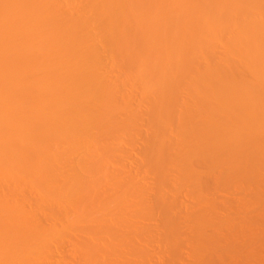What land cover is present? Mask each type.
Listing matches in <instances>:
<instances>
[{
    "label": "bare ground",
    "instance_id": "1",
    "mask_svg": "<svg viewBox=\"0 0 264 264\" xmlns=\"http://www.w3.org/2000/svg\"><path fill=\"white\" fill-rule=\"evenodd\" d=\"M67 1L68 0L64 1L65 7L62 9L61 7L63 3L61 2L62 4L60 7L59 6L60 0L59 2L57 0H0V187H2L3 184L5 185V183H7L6 181L7 178H8V182L14 181L15 183L14 184L10 182L13 185L12 184L10 185V183H8L10 186L6 184V186H3V190L1 189L0 191V264H40V258L41 260H44L46 258L45 262L46 261L50 262V260H47V258L52 259L54 257L53 251L57 253L56 250H58L56 249L52 251L51 250L52 246L53 248H55V246L58 248L63 243V241L64 243L66 242L65 243L66 245L68 241V245H70V247L68 248L69 250H67L66 247L65 251L61 250L62 253L59 252L57 253V255L62 256L63 254H66L69 257V259L66 260L68 257L64 259L63 258L61 259L60 257L56 260L55 258L59 256L55 255L56 257L54 259L56 261L53 262L52 260L54 259H52L51 260L52 264L53 263L55 264H135L136 263L138 264V262L139 264H142L147 259H150L153 255L155 256L156 253H157L156 257L158 256L160 259L158 257L157 258L155 257L156 259L152 257L153 260L161 261L162 264L163 262L165 263L167 262L166 264H177L176 262L178 261H176V259L177 260L178 258H180L179 260L182 259V257L180 256H182V252H183L182 250L184 246L182 247L181 244L183 243L185 237L186 240L188 236L190 237V235L188 234L189 231L188 232L184 231L187 227L190 228V230L192 229L194 230V228L191 229V227H195L196 231L198 232L195 233V231L193 230H192L193 233L189 232L193 236L190 237L191 238L190 240L191 241L194 240L193 244L195 247L193 246L194 248V249L192 248L193 251L190 250L191 247L190 248L188 247V246H192L191 244L192 242L190 241L191 245L185 243L187 244L186 246L187 249L184 247L185 248L184 251L187 250L189 253L190 251L194 253V258L193 257L191 258L192 260L191 263L197 261V263L200 264L201 263L200 261L202 260L203 263L204 259H201V256L202 258H204L203 255L207 254L208 252L216 250V248L214 250V246H217L216 244L220 243L219 240L220 238L219 236H217L218 234H216L219 231L218 228H222L226 226L225 221L229 220L227 219L223 221V219L225 218L220 216V212L221 214L223 213L221 210L222 207L230 205L229 206L230 209H234L235 207L239 206L238 208H241L243 212L244 208H242V206L244 205L243 207H245L248 204L250 209V204H249L250 201L246 202L248 196L247 198L242 196V195H247L249 191H247V194L243 193L241 195V199L244 197L243 200H241L239 196L238 201L237 199H235L236 201L235 200L233 201V199L231 201V199H228L227 196L228 194L230 195L229 198L231 196L233 197L232 193L228 192L230 191V188L234 187V189H236V187H238L237 189L238 191L241 189L240 192H246L243 191L242 188L245 186L244 190H247L248 188L246 184L248 183L250 184L252 182V184L254 183V185L263 183L262 185H264V168H263L264 167V99L261 100L262 97L264 98V0H167V3H169L167 6H162L163 3H160L159 6L158 5L159 3H157L156 1L154 3V0H146V1L141 0V4L138 3L136 0H132V1L128 0V2L130 1L129 3L132 5L131 7L129 6L121 7V4L120 3L117 4L116 0H89L93 4L89 6L90 3L88 2L89 3L88 4L86 2L88 0H84V2L87 3L88 5L87 4L84 5L83 2L82 6L90 7V9L88 8L89 9L88 12L91 9H93L91 7H94V9L96 10V14L98 15L99 18H97L96 15L93 18V20L95 21L97 19L99 23H97L96 21H95L96 23H94L93 20H90L91 18L90 19L88 18L89 16L86 17L85 13L87 12V9L85 11V7L84 10L80 9L83 11L81 14L78 11L79 9H77L78 15L77 14L75 15V13H73L76 12L74 8H76V6H78V4L81 3V0L80 3L79 1L77 2V0L74 3L72 1L75 0H69L71 1V3H73L72 6L75 5V3L77 4L75 5V7L73 6L74 8L71 6V3ZM194 2L198 4L195 5ZM203 2L205 4V7L203 5ZM115 4L117 5L115 6ZM191 4L194 5V8ZM208 4L210 6L208 8L209 9L211 8L210 11L209 9L206 8ZM118 5H120V8ZM79 7L80 6H78V8ZM143 7L146 8V12L144 11ZM154 7H156L158 10ZM159 8H161L160 12L162 14H158L160 13ZM221 9L227 11L224 13L223 10ZM91 11L93 12V10ZM205 11H207V13ZM211 11H213V13ZM88 12L87 15L90 14V13L88 14ZM144 12L145 14L147 13L146 16L148 20V21L143 20L144 23H142L144 25L145 30L150 31V29L151 28L153 29V27L155 28V26L158 28L160 22L161 24L167 22L166 23L168 24L167 27L170 26V28L168 27L169 29L165 28L166 30L163 29V27H165L166 24L164 26L163 25L159 26L160 28H162L160 29L162 30L161 32H164L161 35H159L158 33L159 31L157 32L155 31L156 29L155 30L153 29L155 31L154 34H156L157 36L159 35V37L155 38L156 39L155 40L150 36L149 37L150 39H148L149 42L146 43L145 41H148L146 39L148 35V34L146 35V31L143 32L145 38L142 33L141 35L143 37L139 35L140 33L136 34L137 31H134L135 29L138 30L139 25L142 26L141 18L142 19L145 18ZM234 12L235 14H237L239 18L242 19V23L240 21L241 19L236 17ZM93 13L95 15V12ZM229 13H232V15L233 14L234 15L231 16ZM256 13L258 16L257 15L255 16ZM238 14L239 15L242 14V15L239 16ZM103 15L106 16L105 18L107 20L103 18ZM139 15L141 20L140 24H138V26L136 24H132L134 22L136 23L137 20H139V19L135 20L136 18H139ZM141 16H143L144 18ZM158 16H163V18ZM228 16L231 17L232 20L227 18ZM245 16L248 17V20L245 19ZM127 18L129 21H127ZM235 18L236 19L238 18V20L240 21L239 24H238L239 22L238 20L234 21ZM130 20L133 22L131 23ZM228 20L230 21V23L232 21H234V23L232 22L231 25L229 24ZM183 21L186 22V24H183L184 23ZM252 22L254 23V25L252 24ZM137 23H139V21ZM187 23L188 24L190 23V25H187ZM99 24L101 25V27ZM226 24L227 27L229 24L235 30L239 29L238 34L236 31L237 36H235V31H232V33L234 32L233 35L236 37L235 38L236 42L235 39L233 40L234 37L230 31L231 29L229 30L227 29V27H225ZM96 25H98L96 27L97 29L94 28L95 30H97L96 33H99L101 31L100 30L101 28L104 30L100 32V33L103 32L102 34H99L103 38V40L100 36L96 35L95 32H94L95 35L93 34V32L92 33L90 32L93 31L91 30L92 27ZM141 26L139 27L140 31L142 30ZM211 26H213V29ZM235 26L238 28L236 29ZM115 28L116 30L117 29L118 30L116 31ZM205 29L206 30L212 29L213 30L212 33L214 35L217 34L218 36L217 35L216 36L218 38L220 37L219 39H221L223 35L227 36V34L224 33H226L227 30H229V34L231 36L229 38V34H228L226 38L229 39H231V37L233 38L232 41H229V39H227L226 43L228 44L224 45V43H222L217 37L213 36V34L211 35L210 33L212 39L211 42L212 41L214 42V40L216 42V39H218L217 40L218 43L221 42L224 46L230 44L228 48H226L227 50L225 49L226 51L225 50L223 51L226 52V54H222L221 52V55H219L221 60L223 59L222 61L223 64L224 63L226 64H224L223 66L221 61L217 62L218 58L216 60L214 54H218V53H213L214 46L217 45L211 43L213 45L212 52L210 51L211 50L210 48L209 51L211 52V54L212 53L213 54L211 55V57L208 56V58L211 59L212 57H214L217 63L215 64L211 63L213 65L210 66V62L212 59L214 60V58H212L209 62V59H207V57H204L208 55L205 53L207 51L202 50L205 53V55H203L202 53L204 60V61L202 60V62H206L208 60V63H204V64L205 65L208 64L209 68L207 67L206 70L203 67L204 72L202 71L200 72L199 70L197 71V66L199 64L197 63L195 64L194 61L196 60L199 63L200 60L199 55L201 53H198L197 51L199 49L200 52L201 50L200 48H203V46L206 43V40L203 39V37L205 38V35L203 34ZM214 29L218 31L216 34L214 33L215 32ZM130 30L131 33H135V34L129 33ZM120 31H123L125 35V39L123 37L124 36L123 33H121ZM124 31L128 32V34L125 33ZM140 31L138 30V32ZM117 32H119V35H117ZM207 32L205 33L209 35V31ZM113 33H115L120 39L123 38L125 41L127 38L128 39L127 42H130V40H132L131 42L133 43L136 38L138 40L136 39V41L134 42L135 44L134 43L129 44L125 41L122 42L121 40L123 39L120 40L119 38L113 41L112 38L113 36H115L112 35ZM104 34L105 37H103ZM184 35L186 36V38L184 37ZM111 36L112 38L110 39L109 37ZM178 36H181L180 38L182 40H180ZM96 37L101 38L99 39V41L101 42L105 41L103 43H106V45L104 46L103 43H100L98 45L97 40H95L97 43H94L95 41L92 42ZM182 37H184V40ZM209 37L207 40L210 41ZM171 39L173 42L171 41ZM150 41L152 42L155 41L154 42L155 44L159 43L160 45L159 44L155 45ZM224 41H226V39L223 40V42ZM143 42L145 44H143ZM167 42H170V45L166 44ZM16 43L19 44L16 45ZM126 43L129 44L128 45L129 47L128 46L126 47V49H128L127 52L129 53L134 52L132 55L133 56L137 55L138 57L137 56L136 57L139 60L137 58H134L132 56L130 57L129 55H127V52L124 50L125 46L127 45ZM149 43L153 44V46L155 47L161 46V48L158 47L157 49H154L155 47L154 48L150 47L151 44ZM221 43L219 45H222ZM101 44L104 46V49L102 48L104 52L106 53L108 51V53H106L105 56L106 58L108 57L109 59L107 58L106 61L111 60V55H113L112 56L113 62L112 60L109 61L111 62V65H109L108 62L109 68L112 66L110 69L112 68L114 69L116 66L119 67V65L121 66L124 65L121 64L123 63L122 61H125L124 68L126 69L125 71L126 73H128V75L130 72H131L130 74L134 72L133 69L131 68L132 66L135 65L134 67L135 69H137L136 67L138 66L141 67V71L140 68L138 67V72H137L140 76H137L138 74L135 73L137 70L135 69H134L135 74L133 75H136L135 77L138 79L140 78L139 80L137 79V81L140 82L142 81L141 82L142 86L149 85L147 88L151 87L152 84L154 83L156 84L158 80L161 79V81H159V83L156 84V85L159 84V86H152V88L154 87L153 89L150 88L151 90L150 89H148V91L145 90V92L147 91L146 94H148L147 96L150 101V105L149 106L144 105L143 108L145 106L147 108L148 107L150 108L149 109L150 113L149 112L148 113L152 115V117L150 115L146 117H149L150 118L149 120L151 121L149 122L148 120L149 123L148 125H151L148 127H154V130L152 133H150V136L148 135L145 138L142 137L144 140L147 138L146 140H149L148 141L149 144H147L148 142L146 141L147 147L143 148L144 151L146 150L145 152H143L144 153V156L142 157L143 160L141 158L136 159L137 160L136 165L138 167L135 165L136 168H134L136 169L134 170V172L137 173L139 171L138 174L140 175L141 172L145 170V168H141L142 171L141 169L139 170L140 168L139 166L142 165H143L142 167H147V169L149 168V170H153L155 172L154 173L151 171L153 177L149 175L150 176L149 178L152 177L151 178L152 184L154 183L153 181L156 180L153 188L152 186L150 187L152 188V190L150 188L143 189L142 187L140 188V186L137 187L136 189L130 187L131 189H133L131 190L129 186L128 188L127 186L126 187L124 186L127 184L126 181L122 182L123 179L121 182L119 181L120 184H118V181H116V179L113 178L116 175L112 176V178L115 180V184H113L114 180H112L113 181L112 182L110 179L111 178L110 175L113 174L111 173V171H108L110 168L108 164L112 162V160H114L113 162L119 161L118 155L116 156L118 160H115L116 157L112 159L111 155L112 156L116 155L117 154L116 150H117L118 154L122 153L123 151L122 156L120 155V159L122 158V160L126 161V158H129V156L126 157L127 154L125 155L126 152L124 150L127 148V146L129 147V144L126 145L125 143L126 147L124 149H121L122 147L121 145H123L124 144L123 142H126V140L131 139L128 137L130 135L127 133L131 125L134 128V129L131 128L133 132H135L134 131L135 129L136 131H138L137 128L141 130L142 125L140 124V122L142 120L139 119L140 118L142 119L143 116L142 117L140 116V118H138L141 127H137L138 124L136 126L133 125L134 120H137L136 119L137 117H135L134 119V117L131 116L134 119V120L132 119L133 121H131L130 119L128 120L129 117H127V119L124 120L126 118V115L125 117H122V114L124 113L126 114L130 111L132 112L134 111L132 108L133 107L136 108L133 104L134 103L133 101H130L133 102L131 103L133 104V107L131 108V105L128 106L129 108L127 107V105H129L128 99L132 100L133 98L131 99V97L132 96L134 97V95L131 92L132 89H130V86H133L132 75L131 76L129 75V77L124 76L126 79L124 78H123L124 80L120 79V81L118 80L119 82L118 81L116 82L118 77L114 79V81L112 80L113 79L112 77L111 79H108L110 78V76L105 75L107 73L108 75H110L108 72L109 68L107 64H106L108 69L107 72L100 69L104 66V65L102 67L100 66L101 61L102 63H104V61L103 60L100 61L101 57L100 58L98 57L99 50L102 47ZM161 44L163 45V47ZM108 45L110 47V50L108 49L109 47H107ZM120 45H123L124 48L122 49L121 47H119ZM130 45H133L131 46L132 48L130 47ZM134 45L139 47L142 51L136 48V46L134 48ZM147 46H149L147 50L151 48L153 49L152 52L154 51L155 53V51H157L156 56L159 57L158 59L156 56H155L156 59L151 56L150 54L151 51L149 52L150 55L148 54L147 50L144 51L145 49L144 47L147 48ZM116 48L118 50H120L121 48L122 50V51L121 50L117 51V53L119 52L118 55L115 54L116 53L115 51L117 50ZM183 48L185 49L184 52L182 51ZM224 48L225 47H222L221 49ZM137 49L139 50L138 52H136ZM179 49L180 51H182L181 54L182 56L179 55L180 52L178 51ZM111 50H113L112 51L113 54H111L112 53L110 52ZM123 50L125 51L127 56L125 55ZM217 50L219 52V48ZM102 52H101L102 58H104L105 56L103 57V55L105 53L103 54ZM121 52L122 55L120 54ZM144 52L147 54L142 55ZM196 52L199 54V55L196 54L197 57H199V59L197 57L195 58ZM168 53H172L173 56L171 55V57L173 58L169 56V60H168ZM227 53H228V57L226 56ZM119 54L121 56L125 55L126 57L123 56L125 59L124 58L123 59L121 58L120 60L116 59L117 56H119L120 58ZM166 54H167V58H164L165 60L164 59L162 60V58L165 57ZM140 55L142 56L149 55L145 57L148 60L144 59V57L142 58V56ZM222 55H224L223 56L224 58L221 57ZM226 57L227 60L225 59ZM237 57L240 58L242 64L238 63L240 60L238 62L236 61L238 60ZM114 58L117 60V62L119 60L121 63L119 62V65H117V62ZM204 58H206V60ZM134 59L135 62L132 61ZM142 60H144L145 62ZM235 61L239 65L241 64L242 67L244 63L248 64L249 67L247 68L250 69V72L248 71L249 69L246 71V64H244L245 68L244 67L243 68L245 69V72L248 73H245L243 69H241L242 70L241 72L239 68L241 67V65L239 66L238 64H235L236 63ZM128 62L131 63L129 64ZM132 62L134 64H132ZM219 62L221 64H218ZM135 63L137 64L139 63V64L137 65ZM143 63L146 64L143 66ZM112 64L116 66L114 67V65ZM128 64L131 65V67L130 66L127 67ZM219 65H222L223 68L226 67L225 65H228L227 66L228 69L226 70L224 69L226 73H223L224 70H222L223 68ZM237 65H238L239 73H237L236 75ZM201 66L204 65L203 64L199 65L198 68L202 69ZM194 67L196 71H194ZM122 68L120 69L124 71ZM115 69L118 70L119 68L116 67ZM234 70H235L234 73L235 78H240V77H236L240 74V72L244 74L250 73L255 77V80L254 78H251L252 80H254L252 81L254 83L249 85L251 79L248 78L247 79L249 83H247L248 81L246 82V78L245 80L244 78H240L241 83H239L240 79L238 80L239 82L235 80H233L234 82L231 81L233 79V76L230 75L232 77V79H230L231 77L228 76L229 74L227 72L229 73L231 71L234 72ZM220 71H222V73ZM112 72L116 74V72L118 71L113 70ZM189 72L190 74L192 73V75L193 73H195L196 75H194L193 77L196 76L195 77L196 79L195 78L191 79L192 75H189ZM232 72L230 74H232ZM126 73L124 75H126ZM185 74L186 75L188 74L187 78L191 77L189 79L191 80L195 79L194 81L197 82L199 81L197 84H201L200 81L202 82L204 81L202 85H204L205 87L204 86L201 87L200 85V88H198L197 87L198 85L191 83L194 85L193 86L189 82L192 88L190 89L188 88L189 84L187 85V87L185 86L186 89L185 87L183 88L185 92L187 91V89H189L187 91L188 93H190L188 94L189 98L194 97L193 92L197 94L200 91L199 92L200 95L198 94L200 97H202L201 93H203V100L202 98H196L197 102L199 101L198 99L203 101V103L200 101L199 105L201 104L200 105L201 107L198 108L200 111H198L197 109V112L199 113L201 112L200 114L203 116L205 115L207 119L204 117L203 121L201 123L196 124V126L195 125L192 126L190 123L193 124L199 121V119L197 120L198 116L196 117L197 114L196 115L194 114L195 115L194 117L197 120V122H193V121L190 122V120L185 121L183 120L184 116L183 117L181 116V114L183 113L182 110H184L185 108L184 103L186 102L187 99L183 98L180 95L182 91L180 90L179 85L182 78L184 85L183 76H185ZM112 75L113 73H111V76ZM135 77L134 80L136 79ZM128 79L129 80L132 79V81H130L132 83H130ZM145 79L146 81L148 80V82H152V81L153 82L156 81V82L154 83L152 82L151 84L148 82L145 83ZM149 79L151 80L149 81ZM112 82L113 83L116 82V84H113ZM134 82L136 83V85L137 83H139L138 88L141 87L140 82H136V81ZM143 82L145 85L143 84ZM205 82H207V85H205ZM245 82L249 86H246V84L242 86ZM117 83L124 84L123 86H127L131 91L129 92L127 87L124 89H120L121 85L120 84L118 85ZM128 83H130L131 85ZM255 83L259 86V88H256L257 85ZM254 84L256 85V87ZM114 85L115 86L117 85V87H115ZM137 86L134 85L135 88H137ZM125 89L126 91H128V94L126 93V91L124 92ZM121 90H123L122 93ZM139 90L137 91L139 92ZM142 92L143 95L145 96L143 90L140 91L141 95ZM123 93L124 94L126 93V96ZM130 93L132 94L131 97H130L131 95ZM172 96L175 97L173 98ZM178 96L182 97V99L180 98L181 102L175 100V98ZM137 97L136 99L139 98ZM143 97L141 96V99H143L144 101L146 99L147 101V98L144 99ZM157 98H161V99L159 100ZM183 99H186L185 102H183ZM259 99L260 101H258ZM194 100L191 101V103L194 102ZM165 101L166 102L169 101L166 106L162 104V102L165 103ZM196 103L195 102L192 103L193 105L192 109L197 105ZM143 104H145V102H143ZM140 106L142 107V105ZM228 106L232 107L231 111L228 108L225 109V107ZM177 108L179 110H177ZM180 108L182 110H180ZM128 109L129 111L127 112ZM171 109H173L174 111L176 110V112L177 111L178 112L176 113ZM227 109L229 112L226 111ZM187 110H191V109L189 108ZM201 110L202 111L205 110V112H202ZM168 111H170V113ZM145 112L147 113V111ZM184 114L187 115V112H185V110H184ZM191 114L193 113H190V116ZM169 115L171 117H169ZM175 116L177 117V121L174 118ZM145 118L143 120H145ZM76 119H79L80 121H77ZM172 119L175 120L173 121ZM226 119L229 120L233 119L234 121L230 120V122L232 123L227 122V124L229 125H226L223 123ZM187 121H189L190 123ZM145 123H147V118ZM168 124L169 126H173L171 127L172 128L171 130L173 131L175 130L174 127H176L177 125H178L177 127H181V126L184 127L175 130L177 132H180L179 134L177 132H174L175 134L173 132H170L173 133L174 135L177 134L179 136L173 135V137H169L168 139L166 137L164 138V136L167 135L166 132L168 131L164 126H166L169 129ZM174 124L176 125L174 126ZM219 124L220 125L222 124L221 127L224 131L223 133L221 132L219 133V131L218 133H216L213 131V129L216 131L217 129L218 130L221 129V128H217L219 127ZM154 125L158 126V128L160 127L159 131H157L158 128H156V126ZM223 125L224 126L226 125V128ZM186 126L187 129L184 130ZM188 126H190V128H188ZM101 129L103 132L104 130L106 132H104L103 134ZM155 129L157 130L155 131ZM163 129L166 130L165 134H164L165 130ZM149 130H151V128ZM148 132L146 134H148ZM100 133H102L103 135ZM135 133L139 134V132L138 133L135 132ZM170 133L168 134L170 135ZM183 133L186 134L183 135ZM96 134H99V137H97L98 135L95 136ZM130 134L132 135L133 133ZM136 134L135 136L133 134L132 137H138L140 135L139 134L138 136H136ZM246 134H248L247 135L248 140H246L247 138L244 136ZM169 135H167V137ZM239 136L240 137L244 136L246 139L242 140L243 138L241 137L242 140L241 141ZM104 138L106 139L109 138V141L111 142L115 141L117 143L119 141L117 145L121 143L120 145L121 147L120 146H119L120 148L118 146L117 147L121 150V152L119 149H117V147H115L116 143H114L115 146L114 144L113 146H111L112 148L107 147L106 144H105L106 146L103 145V142L104 143L107 142ZM142 138L140 139L143 140ZM110 139H112L113 141ZM133 141L131 139V142ZM134 142L137 143L136 141ZM144 142L141 141V143ZM183 142H186V144L182 145ZM146 144L144 143L142 145L146 146ZM261 144H262V148L259 146ZM109 145H111V143H109ZM133 145L134 146L132 147H135L134 143ZM82 147L88 149V150L85 149L87 151L86 154L84 155L82 154V156L78 155V157L80 158L75 159L74 155L76 156L75 154L76 148H80L84 150ZM182 147H186V148L183 149ZM60 149L65 150L66 153L64 151L63 152L59 151ZM137 154H140L139 151ZM142 155L143 154H141V156ZM123 156H125V159H123ZM186 157L188 158V160L185 159ZM196 157L199 158L198 162L196 160L197 159ZM110 159L112 160L110 161ZM204 159L206 160V162L204 161ZM243 160L245 162H248V164H246L247 166L245 165V167L247 168H245L243 165V169H242L238 167L239 166L238 164L240 163L241 166L242 164L241 161ZM233 161H240V162L237 164V162L235 163ZM121 162L122 161H120L119 163ZM195 162L197 163L205 162L209 164H212L214 162V165L213 164L205 165V163L204 164L201 163L202 166L204 165L203 167L205 168H207L208 165V168L207 169L204 168L205 169L204 173H202L203 168L201 167L202 169L198 171L199 168ZM215 162L220 163V165L224 162L226 167L224 165L220 166L221 170L220 168H217V170L219 169V171H217L216 167H219L218 166L219 164H216ZM226 162H228V164L229 162H233L234 165L237 166V168L233 167L234 165L231 163L230 165L232 166L230 168V166L227 165ZM249 163L250 164L255 163L257 164V167L259 166L258 164H260L262 165V167L259 166L261 167V169L258 168V170L255 167L252 169L253 164L252 167H250L251 165ZM62 164L63 166L64 164H66V166L62 167L61 166ZM113 164L111 163V165ZM193 164H196V166L195 165L194 166L198 169H196L193 166ZM255 164L254 166H256ZM120 165L122 164H119V166ZM106 167L109 168L107 169ZM223 167L225 168L222 169ZM124 169L125 167H123V170ZM99 170L103 172L102 177H99L98 179L96 178L95 180H93L94 178L93 176H92L93 178L91 177L86 180L83 179V175L85 174L87 175L88 173H91L93 175L95 171L98 173ZM113 170L112 172L115 174L116 172ZM116 170L117 171L119 170L120 172L123 171L118 169V167L116 168ZM214 170H216L215 173L218 172L217 174H220L219 176L218 175L216 176L217 179L215 177L216 174L213 175ZM134 172H133V176L135 174ZM145 173L143 172L142 175L143 176L145 175L146 177ZM201 173L203 175L206 174V177L208 174L209 178H210L209 175L211 174H212L211 176L212 178L214 176V178L216 179L215 181H217V186L220 187L217 188H219L222 191V198H224L223 196L224 193L226 192L225 197H227V200H225L226 198L225 199L220 198L221 192L219 190L218 191L220 193L217 192L218 194L216 193V196H219L220 199L218 197H213V194L216 192V190L214 189L217 188L214 189L211 188H213L212 186H214L215 181L213 184L208 183L211 181L205 182L203 178L206 177L205 176L203 177ZM108 174L110 178L107 177ZM123 174H125V172ZM170 174L172 175L171 177ZM88 175L89 177L91 176L90 174ZM101 175L102 174H100V176ZM117 175L119 174L117 173ZM121 175L119 176L121 177ZM137 175H135V177ZM154 176L156 177L154 178ZM140 177L138 179H141ZM145 177L142 178L143 180L142 179L141 180L144 181ZM130 179L131 178H129L128 180ZM132 179H134V177ZM209 180H211V178ZM137 181L140 182V180ZM132 182L131 185L134 186L135 183L133 180ZM122 183H124V185L120 187ZM185 184L186 187L189 186L188 190L187 188H185L184 186ZM14 185L19 186V188H16L17 186L14 187ZM254 185L252 188H251L252 185L251 186L249 185V187L251 188L249 189L250 191L252 190V193L253 192L255 193L256 191L258 193L256 192L257 194L255 193V195L252 194L253 198H251L252 196H250V200L264 201V191L261 190L263 189L262 188L263 186L261 187L260 185H258L261 188L259 189V187L255 185L259 190H261L260 192L258 191V189L254 188L255 187ZM11 186H13V188ZM117 186L118 188L119 187L120 188L118 189ZM209 186L211 191L212 190L215 191V192L212 191V193L214 192L212 196L208 194L209 193L208 190L210 191V189H208ZM6 187L9 188L6 189ZM183 187L184 189H186V192L187 191L189 192V193L187 192L188 194L186 196L189 197V199H191V203L187 202L188 198L182 200V198L179 197L181 196L179 195V192L181 191L184 192V190H182ZM116 188L117 190L120 191H116L115 190ZM253 188L255 189V191ZM234 189L232 188L231 191H233ZM95 190H97L95 192L97 194V197L96 194L94 193ZM203 190H205L206 193L208 192L207 195H205V192H203ZM223 190L226 191L224 192ZM92 191L95 195L91 193ZM127 194L128 196L129 195L132 196L133 194L132 196L133 199H136V197L139 198V199L137 198L138 201L133 200L136 202L135 209L136 208L139 209V211H136L138 213L143 212V214L141 215L132 212V214L135 213L133 216L130 215V217L132 216V218H129L127 216L130 219V221L129 220L128 221L130 223L131 222L133 223L130 224L131 228L128 226L129 225L128 221L126 220L123 221V219H128L127 217L126 218L124 217L125 211L122 213L123 211L122 208L124 207V205H126L125 207H128L127 205H129V203L127 202L130 199L127 202H125V200L128 198L127 196H126L127 198L125 197V195ZM236 194H234V196ZM150 195L154 196V197L151 196L154 198V199L151 198L153 199V203L150 204L151 200L149 199L150 202L148 201L149 204H147V202H144L145 199L144 197L147 196V198H149ZM25 196L26 197L29 196L28 197L29 199L26 198ZM36 197L39 198V200H37L38 204H35L36 201L35 203L33 202L34 199H38ZM178 197L180 198V200ZM211 197L213 198L211 199ZM216 198L218 199L215 200ZM31 199H33V201ZM29 200H31L32 202H29ZM132 202L131 204H133ZM39 204L41 205L40 208H43V206L44 208L39 209L38 208ZM143 204L144 205L146 204V206H144ZM133 205L131 207H134ZM139 205L140 206L143 205L144 207L140 209ZM231 205L235 207L231 208ZM251 205H253V208L255 207V209H257L256 208L257 205L255 206L254 204ZM35 206H37V208H35ZM97 206L99 207L98 210H97L98 208ZM216 206H218V209H216ZM93 207H97V208H94L93 210ZM114 207L116 208L114 209ZM125 207L123 209H125ZM259 207H261L260 209L262 211L264 210V207L263 209L262 206H258V208ZM74 209H75V213L73 211ZM111 209L113 211H110ZM127 209L130 210L129 208H126V210ZM135 209L132 208V211H135ZM176 209L177 210L181 209L182 211L181 214L177 213L179 211L176 212ZM193 209H196V211H193ZM96 210L100 213L99 215H95V213H97ZM114 210H117L116 214L121 212L122 216L121 217L116 216ZM159 210L161 211L162 214L161 221H159L160 216L156 214V211L159 214ZM251 210L254 211L252 207ZM245 211H249L248 208ZM245 211L243 212V217L247 218L251 216L249 217V220L251 222L253 221L255 222V218L258 219V217L259 220L264 219L261 218L263 214L261 212H260L261 217L257 216L253 219V217L256 216L257 213H254L255 215L252 216L251 215L253 214L252 212L249 211L251 213L249 214V212L246 213ZM111 212H113L114 214L113 216ZM68 213L69 214L74 213V214L70 216ZM121 213L118 215H121ZM129 213L127 214L129 215ZM239 213H241V211H239ZM155 214L159 217L157 221H159L160 223L162 222L161 223L163 224L162 226L160 225V223L157 225V223L155 222L156 219L158 218L155 216ZM217 216L218 217L220 216L223 219L221 221L219 220L216 221ZM229 218H232V215L231 217L229 216ZM236 218L238 219L237 216ZM232 219L233 220L231 221L234 223L235 221H237L235 218ZM257 219L256 222L260 224L261 220L259 221ZM239 220L243 221V219H239ZM231 221L229 220L228 224H230ZM246 221L249 222L247 219ZM41 222L44 223L41 225ZM238 223L236 222V224ZM244 223L245 225L248 224L245 222V220L242 224L244 225ZM153 224L159 226V228L157 226H154L156 229L153 228L155 232L159 231L158 235H156L157 232L154 235L153 234L154 232L151 230ZM228 224L227 227H225V229L229 227ZM252 224L251 226L253 228L251 226L250 228L254 229L253 226L254 224L253 225ZM133 226H135V228ZM231 226L232 225H230V227ZM233 226L231 228H228V232L230 230L229 233L231 234L230 239L233 236H235L234 233H236V237L233 238L234 239L236 238V240L234 241H237L238 240L237 237L239 236L238 234H241L239 230H241L242 227L241 226L237 227L238 225L234 226L235 228H239L238 230L239 233H238V231H236L237 229L236 230L235 228L232 229ZM126 227L127 228L129 227V231L131 230V232L128 231V233H132L131 234L132 240L130 241L129 244L131 246L129 247L126 244L130 248L129 250L131 249L135 250V251L132 250L130 251V253L133 252V254L135 252L133 256L132 253L130 255L128 252V254L132 258L129 257V255L127 254H126L127 257L123 254L122 255L125 257H122L120 255L121 251L122 250L126 251L125 248L127 249V247L122 249L124 246L122 247L119 244L117 245L119 239L120 240L122 239V241L119 242L121 243L123 242L122 237L124 238L127 237V239H129V234L127 236L125 234L127 232L125 231L127 229ZM132 227H133V231H132ZM160 227L163 230L160 229ZM209 227L210 229L212 228V230L213 229L214 230L211 231V233L210 232L204 233L205 229L206 228L209 229ZM123 230L125 231V233ZM216 230L218 231L216 232ZM258 230L263 231L260 230V228ZM244 232L245 230L242 233ZM186 233L188 234V236ZM186 240L184 242H186ZM126 241L123 243V245L126 243ZM57 242L59 243L61 242V244L59 243L57 244ZM229 242H226V245H228L227 243ZM155 243L156 245L157 244L159 245V246L157 245L158 248L160 247V245H162L163 246L162 250L165 249L164 248L165 246H168L167 248L169 249H166L167 251L165 250L167 253L165 251L163 252L164 254H166V257L169 260L165 258L162 252H160V249L156 253H152L151 251H150L151 253L149 252L150 249L148 248V246L150 245L152 246V244ZM234 244L236 245V243ZM180 245L181 247H179ZM132 246L135 249H133ZM222 247L224 248L225 246ZM179 248H181L180 251L182 252H179ZM221 249L222 248H220L219 250L223 251ZM225 249L226 248H224V250ZM231 249L229 248L228 251H230ZM237 250L238 249H235L234 251ZM206 251L208 252L205 253ZM234 251H233L234 254L232 253L231 255H234V257H238L240 253L238 252L239 253L238 254ZM262 251L261 254L259 252L260 255H263L264 252L262 253ZM226 252L227 251H225V253ZM191 253L188 254L189 257L192 256ZM151 254L153 255L151 256ZM179 254L181 255L178 256ZM209 254L206 256H209ZM226 254L229 255L230 252L229 253L227 252ZM128 257L130 258L131 262H129L130 260H128ZM187 258L188 256L185 259L187 260L186 264H188ZM261 258L263 257L261 256ZM165 259H167L168 261ZM183 259L181 260L182 262ZM210 259H212V256L211 258L209 257L207 260L209 263L211 262L209 261ZM148 261L149 260L146 261L147 264L149 263ZM48 262H46V264ZM206 262L204 263L207 264ZM154 263L156 264V262ZM159 263L160 262H158V264ZM195 263L196 262H194L193 264ZM231 263L234 264L232 261ZM235 263L237 262L235 261Z\"/></svg>",
    "mask_w": 264,
    "mask_h": 264
},
{
    "label": "rangeland",
    "instance_id": "2",
    "mask_svg": "<svg viewBox=\"0 0 264 264\" xmlns=\"http://www.w3.org/2000/svg\"><path fill=\"white\" fill-rule=\"evenodd\" d=\"M57 1L59 2V0H57ZM64 1H66V0H62V1L60 0V3H59V4H60V5H59L60 7H61V4L63 3V4H62V7H61L62 9L65 7V6H64V4H65ZM78 1H79V3H80V0H77V2H78ZM130 1H132V0H130ZM130 1H129V2H130ZM136 1H137L138 3L141 4V0H139L140 2H139L138 0H136ZM142 1H143V0H142ZM145 1H146V0H145ZM155 1H156L157 3H159V4H158L159 6H160V3H163L162 6H167V5L169 4V3H167V0H166V1H165V0H154V3H155ZM58 2H57V3H58ZM61 2H62V3H61ZM67 2H70V3H71V1H69V0H68ZM72 2L74 3V2H76V0H75V1H72ZM83 2H84V0H83V1L81 0V3L78 4V6H80L79 8H78V6H76V8H74L75 5H77V4L75 3V5H73V6H74V7H73V6H72L73 3H71V6H72V7L75 9V11H76V12H73V13H75V15L78 13V11H79L80 14H81L83 11L80 10V9H83V10H84V7H85V11H86V9H87V12H88V10L90 9V7L82 6V5H83V4H82ZM86 2H87V3H88V2L90 3V4L88 3L89 6L93 5L92 2L89 1V0L86 1ZM129 2H128V0H116V3H117V4H118V3L121 4V7H122V6H124V7L129 6V7H131L132 5H131ZM70 3H69V4H70ZM87 3L84 2V5H86ZM128 3H129V4H128ZM131 3H132V2H131ZM157 3H156V4H157ZM205 3H206V2H205ZM69 4H68V5H69ZM88 4H87V5H88ZM117 4H115V6H116ZM124 4H125V5H124ZM143 4H144V3H143ZM156 4H153V5H156ZM194 4L197 5L198 3L196 4V3L194 2ZM158 5H157V6H158ZM187 5H188V4H187ZM191 5H192V4H191ZM191 5H190V7H191ZM203 5H204V7H205L204 2H203ZM118 6H119V8H120V5H118ZM118 6H117V7H118ZM141 6H142V5H141ZM192 6H193V8H194V5H192ZM60 7H59V8H60ZM81 7H82V8H81ZM103 7H104V6H103ZM195 7H196V6H195ZM208 7H210L209 4L207 5L206 8L209 9ZM61 8H60V9H61ZM88 8H89V9H88ZM91 8H93V9H91V10H93V12H95V15H94V13H93L91 10L88 12V14H89V13H90V14L92 13V14H91V17H90V14L87 15V12H86L85 14H86V17L89 16L88 18H89V19L91 18L90 20H93V18H94L97 14H96V10L94 9V7H91ZM95 8H96V7H95ZM115 8H116V7H115ZM152 8H153V7H152ZM154 8H156V7H154ZM193 8H192V9H193ZM77 9H79V10L77 11ZM129 9H131V8H129ZM143 9H144V11L146 12V8L143 7ZM156 9H157V8H156ZM160 9H161V8H159V12H160ZM207 9H206V10H207ZM210 9H211V8H210ZM210 9H209V11H210ZM157 10H158V9H157ZM185 10H186V9H185ZM188 10H189V8H188ZM221 10H223L224 13L227 11V10L225 11L224 9H221ZM85 11H84V12H85ZM161 11H162V10H161ZM145 12H144V15H145V16H144V15H143V16H144L146 19H145L143 16H141V17L144 18V19L141 18V20H142V22H141V20H140V15H139V18H136V19H135V20L139 19V20H137V22L139 21V23H137V22H136V23H135V22L132 23L133 21L130 20L131 23H132V24H136L137 26H138V24H140V22H141V24L144 23V21L147 20V16H146L147 13L145 14ZM205 12L207 13V11H205ZM211 12L213 13V11H211ZM211 12H210V13H211ZM223 12H222V13H223ZM156 13H157V12H156ZM208 13H209V12H208ZM222 13H221V15H222ZM257 13H258V11H257ZM257 13L255 14V16L257 15ZM80 14H79V15H80ZM158 14H162V13L160 12V13H158ZM158 14H157V15H158ZM229 14H230L231 16H233V15L235 14V12H234L233 15H232V13H229ZM77 15H78V14H77ZM92 15H93V17H92ZM157 15H156V16H157ZM209 15H210V14H209ZM218 15H219V13H218ZM223 15H224V14H223ZM238 15H239V14H238ZM241 15H242V14H241ZM241 15H239V16H241ZM235 16L238 17L237 14H235ZM257 16H258V15H257ZM105 17H106V16L103 15V18H105ZM107 17H108V16H107ZM148 17H149V16H148ZM158 17L163 18V16H158ZM253 17H254V14H253ZM97 18H99L98 15H97ZM227 18H229L230 20H232L231 17H229V16H228ZM232 18H233V17H232ZM238 18H239V17H238ZM238 18H237V19L235 18L234 21H235V20H238ZM122 19H123V18H122ZM122 19H121V20H122ZM148 19H149V18H148ZM157 19H158V18H157ZM239 19H241V18H239ZM245 19L248 20V17L245 16ZM245 19H244V21H245ZM105 20H107V19L105 18ZM143 20H144V21H143ZM162 20H163V19H162ZM162 20H161V21H162ZM249 20H250V19H249ZM93 21H94V20H93ZM93 21H92V22H93ZM95 21H96L97 23H99V22L97 21V19H96ZM95 21H94V23H96ZM127 21H129L128 18H127ZM147 21H148V20H147ZM159 21H160V20H159ZM184 21H186V20H184ZM184 21H183V22H184ZM228 21H229V20H228ZM234 21H232V22L234 23ZM238 21H239V20H238ZM240 21H241V23H242V19H241ZM240 21L238 22V24L240 23ZM116 22H118V21H116ZM232 22H231V23H232ZM123 23H124V22H123ZM166 23H167V22H164V24H161V22H160V23H159V24H160L159 26H161V25L164 26ZM226 23H228V22H226ZM231 23H230V21H229V24H231ZM235 23H237V22H235ZM116 24H117V23H116ZM119 24H120V23H119ZM121 24H122V23H121ZM129 24H130V23H129ZM129 24H128V25H129ZM183 24H186V22H184ZM229 24H228V27L230 26L229 28L227 27V24L225 25V27H227V29H229V30L231 29V30H230L231 33H232V31H235V36H237V35H236V31H237V34H238V30H239V29H237L238 27H236L237 25L235 24V25H236L235 28L237 29V30H235L233 27H231L232 24H231V25H229ZM243 24H244V23H243ZM252 24L254 25L253 22H252ZM94 25H95V24H94ZM99 25H100V24H99ZM123 25H124V24H123ZM130 25H131V24H130ZM130 25H129V26H130ZM167 25H168V24H166L165 27H163L164 30H166L165 28H167V29L170 28V26H168V27H169V28H168ZM169 25H170V24H169ZM187 25H190V23H189V24L187 23ZM187 25H185V26H187ZM244 25H245V24H244ZM97 26H98V25L92 27L91 30H93V31H90L91 33L93 32L94 35H95V33L97 32V30H95L94 28H96ZM124 26H125V25H124ZM124 26H123V27H124ZM126 26H127V25H126ZM137 26H136V28H137ZM140 26H141V25H139V27H140ZM157 26H158V25H157ZM159 26H158V28L155 26V28L153 27V29H154V30L156 29L155 31H157V32L159 31L158 33H159V35H161V34H163L164 32H161L162 30H160V29H162V28H160ZM238 26H239V25H238ZM100 27H101V25H100ZM139 27H138V30L140 31V28H139ZM141 27H142V28H141L142 30H141L140 32H138V30L134 28V29H135L134 31H137L136 34H137V33H140L139 35H141V33H142V34L144 35L143 32L146 31V35L148 34V35H147V38H146L147 40L150 39V38H149L150 36H151V38H153V39L159 37V35L157 36L156 34H154L155 31H154L152 28H151L152 30L150 29V31H148V30H145V29H144V25H143V24H142ZM211 27H212V29H213V26H211ZM211 27H209V28H211ZM116 28H117V27H116ZM116 28H115V30H116ZM96 29H97V28H96ZM158 29H159V30H158ZM212 29H210L211 32H210L209 29H208V30L205 29V30H204V33L202 32V33L205 35V38H204L203 36H202V37H203V39L206 40V43H207V44L205 43V45L203 46V48H200V49H201L200 52H199V49H198L197 52H198V53H201L200 55H199L197 52L195 53V58L197 57L196 54H198L199 57H200L199 63L195 60V61H194L195 64H196V63L199 64V65H202V64H203L204 66H201V67H202V69H203V67H204V69H206V70H207V67L209 68V66H208V64H206V65H207V66H206L204 63H208V60H207L206 62H202V60H203V55H205V53L208 54L207 56H204V57H207V59H209L208 56L211 57V55H212L213 53H218V54H214V57L216 58V60H217V58H218L217 62H218V61H221V63L223 64V62H222L223 59L221 60V58H220L219 55H221V52H222V54H226V52H223V51H224L226 48H228V46L230 45V44H229V45H227V46H224V45L228 44V43H226V42H227V39H229L230 36H231V35L229 34V30H227V32L224 33V34H227V36H228V34H229V38H226L227 36H226V35H225V36L223 35V37H221V39H219L220 37L218 38V37H217L218 35L216 34L218 31L214 29V31H215L214 33L217 35V36H216V35H214V34L212 33V32H213ZM94 30H95V31H94ZM100 30H101V31H104L102 28H101ZM117 30H118V29H117ZM117 30H116V31H117ZM164 30H163V31H164ZM101 31H100V32H101ZM153 31H154V32H153ZM207 31H209V35H210V33H211V35L213 34V36L217 37L222 43H224V45H223L221 42L218 43V41H217L218 39H216V42H215V40H214V42H213V41L211 42V40H212V39H211V35H210V37H209V35H207V34H208ZM94 32H95V33H94ZM98 32H99V31H98ZM100 32H99V33H96V35L100 36L99 34H102V33H103V32H102V33H100ZM120 32L123 33V31H120ZM124 32H125V31H124ZM132 32H133V31H132ZM148 32H149V33H148ZM157 32H156V33H157ZM160 32H161V33H160ZM205 32H207V34H206ZM91 33H90V34H91ZM115 33H116V32H115ZM115 33L112 34V35H115V36H113V38L115 37L114 39L112 38V36L109 37L110 39L112 38L113 41L116 40L117 38H119V37L117 36V35H119V32H117V35H116ZM121 33H120V35H121ZM125 33L128 34V32H125ZM129 33H131V30H130ZM90 34H89V35H90ZM131 34H135V33H131ZM131 34H130V36H131ZM233 34H234V32L232 33V35H233ZM123 35H124V33H123ZM98 36H97V37H98ZM128 36H129V35H128ZM133 36H134V35H133ZM141 36H142V35H141ZM182 36H183V35H182ZM235 36L233 35L234 38L231 37V39H229V41H232V38H233V40H234V39L236 38ZM92 37H94V36H92ZM97 37L94 38V40H93L92 42H94L95 40H97V41H98V45H99L100 43L105 42V41H103V42L99 41V39L102 38L101 36H100L101 38H97ZM103 37H105V34H104ZM121 37H122V35H121ZM123 37H124V39H125V35H124ZM135 37H136V36H135ZM135 37H134V38H135ZM138 37H139V36H138ZM142 37H143V36H142ZM142 37H141V38H142ZM178 37H179L180 40H182V39L180 38L181 36H178ZM184 37L186 38L185 35H184ZM184 37H182L183 40H184ZM208 37H209L210 41L207 40ZM128 38H129V37H128ZM134 38H133V40H134ZM144 38H145V35H144ZM144 38H143V40H144ZM175 38H176V37H175ZM119 39H120V38H119ZM121 39H123V38H121ZM121 39H120V40H121ZM124 39L121 40V41H122V42L125 41ZM129 39H130V38H129ZM131 39H132V38H131ZM136 39H137V38H136ZM136 39H135V41H136ZM213 39H215V38H213ZM225 39H226V41L223 42V40H225ZM102 40H103V38H102ZM105 40H106V38H105ZM137 40H138V39H137ZM151 40H152V39H151ZM155 40H156V39H155ZM176 40H178V39H176ZM127 41H128V39L126 38V41H125V42H127ZM131 41H132V40H130V42H127V43H129V44H130V43L133 44V43L135 42V41H134V42L132 43ZM169 41H170V40H169ZM171 41H172V39H171ZM207 41H209V42H207ZM146 42H149V40H148V41H145V43H146ZM150 42L153 43V44H155V43H154L155 41H153V42L150 41ZM172 42H173V41H172ZM172 42H171V43H172ZM176 42H177V41H176ZM235 42H236V39H235ZM94 43H97V42L95 41ZM127 43H126V44H127ZM139 43H140V41H139ZM139 43H138V44H139ZM145 43L143 42V44H145ZM151 43H149V44H151ZM156 43H157V42H156ZM211 43H213L214 45L216 44V45L218 46V47H217V46H214V51H213L212 54H211V52H212V47H213V45H212ZM220 43H221L222 45H219ZM229 43H231V42H229ZM233 43H234V41H233ZM18 44H19V43H18ZM18 44L16 43V45H18ZM103 44H104V46L106 45V43H103ZM126 44H124V45H126ZM129 44H127V45L125 46V49H124V50H125L126 52H127V50H128V49H126V47H127ZM134 44H135V43H134ZM141 44H142V43H141ZM149 44H148V45H149ZM153 44H151L150 47H153V48H154L155 46H153ZM157 44H159V43H157ZM157 44H155V45H157ZM166 44H169V45H170V42H167ZM173 44H174V43H173ZM139 45H140V44H139ZM139 45H138V46H139ZM159 45H160V44H159ZM161 45H162V44H161ZM209 45H210V46H209ZM101 46H102V47H101L100 50H99V56H98V57H99V58L101 57V58H100V61L103 60L105 64L102 63V61H101V65H100V64H99V65H100L101 67L104 65L105 67L103 66V67L100 68V69L103 70V71H105V72H107V70H108V69H107L108 62L112 60V58H113L112 56H113V55H111V60L106 61L108 57L106 58L105 55H106V53H108V51L105 53L104 50H103V49H104V46H103L102 44H101ZM131 46H133V45H130V47H131ZM135 46H136V45H134V48H135ZM140 46H141V45H140ZM144 46H145V45H144ZM205 46L207 47L208 50L206 49ZM219 46H221V47H219ZM107 47H109V45H108ZM114 47H115V46H114ZM116 47H117V46H116ZM119 47H121L122 49L124 48L123 45H120ZM119 47H118V48H119ZM128 47H129V46H128ZM158 47L161 48V46H156L154 49H157ZM162 47H163V45H162ZM222 47H225V48H224V49H221ZM102 48H103V49H102ZM111 48H112V47H111ZM121 48H120V50H121ZM131 48H132V47H131ZM131 48H130V49H131ZM136 48L140 49V48L137 47V46H136ZM142 48H143V46H142ZM144 48H145L144 51H146V50L149 48V46H147V48H146V47H144ZM209 48H210L211 50H210ZM215 48H216V49H215ZM218 48H219V52H218V50H217ZM108 49L110 50V47H109ZM116 49H117V48H116ZM138 49H137L136 52L139 51ZM105 50H106V49H105ZM113 50H114V49H113ZM113 50H111L110 52H112ZM120 50H118V49H117L116 51L114 50V51L116 52L115 54L118 55L119 52L117 53V51H120ZM124 50H123V52L125 53ZM131 50H132V49H131ZM140 50H141V49H140ZM152 50H153V49H151V48H150L149 50H147V51H148V54H149V52L151 51V52H150L151 56H152L153 58H155V56L157 55V54H156L157 51H155V53H154V51L152 52ZM184 50H185V49L183 48L182 51L184 52ZM202 50H203V51L205 50V51H207V52L204 53ZM209 50H210L211 52H210ZM215 50H216V51H215ZM226 50H227V49H226ZM226 50H225V51H226ZM102 51H103V52H102ZM121 51H122V50H121ZM132 51H133V50H132ZM134 51H135V50H134ZM141 51H142V50H141ZM141 51H140V52H141ZM178 51H180V49H179ZM182 51H180L181 53L179 52V55H180V56H182V55H181V54H182ZM201 51H202V52H201ZM101 52H102L103 54L105 53V54L103 55V57L105 56L104 58H102V54H101ZM110 52H109V53H110ZM124 53H123V54H124ZM133 53H134V52H133ZM133 53H129V52H127V55H129L130 57L132 56V57H134V58H137L138 56H137V55H136L137 57H136V56H133V55H132ZM152 53L155 54V55H153ZM202 53H203V55H202ZM209 53H210V55H209ZM111 54H113V52H112ZM115 54H114V57H115ZM120 54L122 55V52H121ZM120 54H119V55H120ZM140 54H141V53H140ZM145 54H147V53L144 52L142 55H145ZM150 54H149V55H150ZM169 54H170V55H169ZM183 54H184V53H183ZM117 55H116V56H117ZM121 55H120V58H119V56H117L116 59H119V60H120L121 58L123 59L124 57L127 56L126 53H125L126 56L123 55L124 57L121 56ZM142 55H140V56H142ZM149 55H147V56H149ZM171 55H172V53H168V60H169V56L171 57ZM215 55H216V56L218 55V56L216 57ZM234 55H235V54H234ZM237 55H238V54H237ZM107 56H108V54H107ZM147 56H142V58L144 57V59H147V58H145V57H147ZM172 56H173V55H172ZM223 56H224V55H222L221 57H223ZM226 56L228 57V53H227ZM130 57H129V58H130ZM156 57H157V59L159 58L158 56H156ZM199 57H197V58L199 59ZM214 57H212V58H214ZM227 57L225 58L226 60H227ZM142 58H141V59H142ZM164 58H167V54H166L165 57L162 58V60H163ZM171 58H173V57H171ZM171 58H170V59H171ZM212 58H211V59H212ZM215 58H214V60H215ZM219 58H220V59H219ZM223 58H224V57H223ZM108 59H109V58H108ZM114 59H115V58H114ZM116 59H115V60H116ZM124 59H125V58H124ZM127 59H128V57H127ZM127 59H126V60H127ZM137 59H138V58H137ZM141 59H140V60H141ZM155 59H156V58H155ZM155 59H154V60H155ZM193 59H194V58H193ZM204 59L206 60V58H204ZM211 59H209V62H210ZM237 59H238V60H236V59H235V60L238 62V61L240 60V58L237 57ZM119 60H118V62H117V60H116L117 65H119V62H120ZM138 60H139V59H138ZM138 60H137V62H138ZM147 60H148V59H147ZM149 60H150V59H149ZM160 60H161V59H160ZM164 60H165V59H164ZM166 60H167V59H166ZM212 60H213V59H212ZM212 60H211V62H210V66L213 65V64H211V63H214V64L217 63L216 60H215V61H214V60L212 61ZM98 61H99V60H98ZM132 61L135 62V59L132 60ZM142 61H144V60H142ZM203 61H204V60H203ZM236 61H235V62H236ZM112 62H113V60H112ZM122 62H123V63H121V62H120V63H121V64H124V65H122V66L119 65V67L116 66V65H114V64H112V65H114V67L116 66V67L119 68V69L123 67L122 69L125 71V70H126V69L124 68V66H125V63H124V62H125V61H122ZM144 62H145V61H144ZM200 62H201V63H200ZM224 62H225V61H224ZM237 62H236L235 64H238V63H241V64H242L241 60H240L238 63H237ZM114 63H115V62H114ZM126 63H127V62H126ZM128 63L130 64L131 62H128ZM221 63L219 62L218 64H221ZM243 63H244V62H243ZM106 64H107V66H106ZM129 64H128L127 67H129V66L131 67V65H129ZM132 64H134V63L132 62ZM135 64H137V63H135ZM138 64H139V63H138ZM138 64H137V65H138ZM145 64H146V63H145ZM145 64L143 63V66H144ZM218 64H216V65H218ZM224 64H226V63H224ZM224 64H223V66H224ZM241 64H240V65H241ZM244 64H246V63H244ZM244 64H243V67L245 66ZM51 65H52V64H51ZM53 65H54V64H53ZM109 65H111V62H109ZM126 65H127V64H126ZM140 65H141V62H140ZM199 65H198V66L196 65V66H197V71L199 70L200 72H201V71L204 72V69L202 70L201 68H200V69L198 68ZM238 65H239V64H238ZM238 65H237V72H236V75H237V73H239ZM240 65H239V66H240ZM97 66H98V65H97ZM196 66H195V67H196ZM205 66H206V67H205ZM219 66L222 67V65H219ZM225 66H226V67H224V68L222 67V68H223L222 70H224V69H225V70L228 69V68H227L228 65H225ZM49 67H51V66H49ZM111 67H112V66H111ZM111 67H110V68H111ZM116 67H115V68H116ZM127 67H126V68H127ZM134 67H135V65L132 66L131 68L133 69L134 72H135V70H137L135 73L138 74L137 72H138V67H139V66L136 67L137 69H135ZM195 67H194V71H196V70H195ZM216 67H218V66H216ZM243 67H242V65H241V67H239L241 72H242L241 69H243L244 72H245V69H244L245 67H244V68H243ZM247 67H249L248 64H246V71L249 69V68H247ZM103 68H105V69H103ZM108 68H109V66H108ZM110 68H109V71H108L110 75H108V73L105 74V75H106V76H110V78H108V79H111V77H112V78H113V79H112L113 81H114V79H116V78L118 77L117 80H116V82H117L118 80L120 81V79H123V78L126 79L125 77H129V75H130V76L132 75V79H133V83H134V84H133L132 82H130V81H132V79H130V80L128 79L129 82L132 83V85H133V86H130V89H132V91H131L127 86H123L124 84L117 83L118 85H119V84L121 85L120 89H124V88L127 87V89L129 90V92L131 91L132 94L134 95V97H133L132 94L130 93V94H131L130 97L132 96L131 99H132V98H133V99L135 98L134 100H133V99H132V100L128 99V100H129V105H127V107L131 105V108H132V107H133V104H134V106H135L136 108H134V107L132 108V109L134 110V111H132V112H134V113H132L131 111L128 112V111H129V109H128L127 112L130 113V114H128V113H126V114H125V113L122 114V117H125V115H126V118H125L124 120H126L127 117H129L128 120L130 119L131 121H133V120L135 119V117H137L136 119L138 120V118H140V116H141V117L143 116L144 118H145L146 116H149V115H150V114H149V113H150V112H149V109H150V108H149V107L147 108L146 106H149V105H150V101H149V99H148V96H147L148 94H146V92H147L148 89H150V88L153 89L154 87L152 88V86H159V84H158V85H156V84L159 83V81H161V79H159V80L157 79L158 82H157L156 84L154 83V82H156V81H154V82L152 81L155 85L152 84V86L150 85L151 87L147 88L149 85H148V86H147V85H146V86H142V83H141L142 81H141V82H140V81H137L138 78L135 77L136 75H133V74H135L134 72H133L132 74H130V73H131V72H130L129 75H128V73H126V71L124 72V71H122L121 69H120V71H119V69L117 70V69H115V68H114V69H113V68L110 69ZM139 68H140V71H141V67H139ZM210 68H211V67H210ZM212 68H213V67H212ZM235 68H236V66H235ZM48 69H49V68H48ZM100 69H99V71H100ZM134 69H135V70H134ZM96 70H97V69H96ZM110 70H111V71H110ZM113 70H116V71H118V72H116V74H115L114 72H112ZM128 70H129V69H128ZM128 70H127V71H128ZM220 70H221V69H220ZM225 70H224L223 73H226ZM235 70H236V69H235ZM235 70H234V72L231 71L233 75L230 74L231 72H230V73L227 72V73L229 74V75H228L229 77L233 76V79H232V77L230 78V79H232L231 81H233V80L238 81L240 78H244V80H245V78H246V82L248 81V79H251V78H254V80H255V77H254L253 75H251L250 73H249V74H244V73H241V72H240V74H243V75H240V74H239V75L236 76V77H240V78H235V77H234V76H235V75H234ZM140 71H139V72H140ZM188 71H189V70H188ZM190 71H191V70H190ZM248 71L250 72V69H249ZM120 72H121V73H120ZM217 72H219V71H217ZM220 72L222 73V71H220ZM111 73H113L112 76H111ZM119 73H120V74H123V75H120ZM125 73H126V75H124ZM221 73H220V74H221ZM245 73H248V72H245ZM114 75H116V76H114ZM117 75H118V76H117ZM127 75H128V76H127ZM187 75H188V74H187ZM187 75L185 74V76H183V77H184V85H183V78H182V80L180 81V85H181V86L179 85V87H180V90H181L182 92H181V93L179 92V93H180V95H181L183 98H186V99H187V100H186V99H183V102H185V100H186V102L184 103V104H185L184 107H185V108L189 107L191 110H187V109H189V108H187V109L184 108L185 112H187V115H186V114H184V110H182V109L180 108V110L183 111V113H182V111H181V113H182L181 116H182V117L184 116V117H183L184 119L182 118L183 120H185V121H186V120H190V122H191V121H193V122H197V120L199 119V121H198L197 123H193V124L190 123L189 121H187V122H189L192 126H193V125L196 126V124L201 123V122L203 121V118H204V117L206 118L205 115L203 116V115L200 114L201 112H200V113L197 112V109L201 107V106H200L201 104L199 105V103H200L201 100L198 99L199 101L197 102V101H196V98H202V100H203V93H201V94H202V95H201L202 97H200V96H199V95H200V94H199L200 91H199L197 94H196L195 92H193L194 97H195V100H194V97H190V98H189V95H188V94H190V93H188L187 91H188L190 88H192L191 85H193V84H191V83H194V84L198 85L197 87L200 88V85H201V87L204 86V85H202V83H203L204 81H203V82L200 81L201 84H197L199 81H198V82H197V81H194V80L196 79V78H195L196 76L193 77L194 75H196L195 73H193V75H192V73L190 74V72H189V75H192V76H191L192 78L188 76V77L191 78V79L195 78L194 80H191V79L187 78ZM230 75H231V76H230ZM254 75H255V74H254ZM113 76H114V77H113ZM119 76L122 77V78H120ZM124 76H125V77H124ZM133 76L136 78L135 80H134V77H133ZM137 76H140V75L138 74ZM147 78H148V77H147ZM247 78H248V79H247ZM124 79H123V80H124ZM139 79H140V78H139ZM139 79H138V80H139ZM150 80H151V79H149V81H150ZM152 80H153V79H152ZM254 80L251 79L250 83H249V81H248L247 83H249V85H250V84H253L254 82H252V81H254ZM119 81H118V82H119ZM134 81H136V82H140V84H141L140 86H141V87L138 88V87H139V83H137V85H138V86H137L136 83H135ZM143 81H144V80H143ZM185 81H187L188 83L185 82ZM191 81H192V82H191ZM116 82H115V83L112 82V83H113V84H116ZM121 82H122V81H121ZM125 82H126V81H125ZM127 82H128V81H127ZM146 82H148V80L146 81V79H145V83H146ZM152 82H148V83L151 84ZM181 82H182V83H181ZM189 82H190L191 85L189 84ZM233 82H234V81H233ZM238 82H239V81H238ZM243 82H244V81H243ZM246 82H245L244 84L242 83L243 85H242V84H241V85L244 86V85L246 84ZM130 83H128V84H130ZM239 83H241V79H240V82H239ZM143 84H144V82H143ZM185 84H186V85H185ZM188 84L190 85V87H189ZM255 84H256V83H255ZM255 84H254V85H255ZM130 85H131V84H130ZM134 85L137 86V88H135ZM144 85H145V84H144ZM187 85H188V88H189V89H187V91L185 92L183 88H184L185 86L187 87ZM205 85H207V82H205ZM249 85L246 84V86H249ZM256 85H257V84H256ZM256 85H255V87H256ZM114 86H115V85H114ZM182 86H183V87H182ZM193 86H194V85H193ZM115 87H117V85H116ZM122 87H123V88H122ZM181 87H182V89H181ZM186 87H185V89H186ZM195 87H196V86H195ZM197 87H196V88H197ZM204 87H205V86H204ZM133 88H134V89H133ZM177 88H178V87H177ZM256 88H259V86L257 85ZM135 89H137V90L140 89V90H139V92H138V91L135 90ZM151 89H150V90H151ZM133 90H134V92H133ZM142 90L144 91L145 96L143 95V92H142V95H141L140 91H142ZM145 90H147V91L145 92ZM122 91H123V90H121V93H122ZM125 91H126V89L124 90V92H125ZM183 91H184V92H183ZM137 92H138V94H140V95H138ZM196 92H197V91H196ZM126 93L128 94V91H126ZM126 93H125V94L123 93V94L126 96ZM135 93H136V94H135ZM179 93H178V94H179ZM183 93H184L186 96H185ZM191 93H192V92H191ZM193 94H192V95H193ZM198 94H199V95H198ZM176 95H177V93H176ZM187 95H188V97H187ZM192 95H190V96H192ZM195 95H196V96H195ZM137 96L140 98L141 101L139 100V98H138ZM141 96H142V97L144 96V97H143L144 99L147 98V101H148V102L146 101V99H145V101H144L143 99H141ZM146 96H147V97H146ZM181 96L176 97L175 100H178L179 102H181V100H180V98L182 99ZM184 96H185V97H184ZM136 97H137L138 99H136ZM158 97H159V96H158ZM172 97L174 98L175 96H172ZM162 98H163V97H162ZM178 98H179V99H178ZM191 98L194 100L195 103L197 102V103H196L197 105H196V104H194V105H196V106H198V107L195 106V107H194L195 109L193 108L194 110L192 109V107H193L192 103H194V102L191 103V101H193ZM157 99L160 100L161 98H157ZM190 99H191V101H190ZM262 99H264V98L262 97L261 100H262ZM138 100H139V101H138ZM173 100H174V99H173ZM130 101H133L134 103H133V102H130ZM135 101H136V102H135ZM187 101H188V102H187ZM258 101H260V99H259ZM140 102H142V103H140ZM143 102H145V104H143ZM160 102H161V101H160ZM168 102H169V101H168ZM168 102L165 101V103L162 102V104H164V105L166 106ZM201 102L203 103V101H201ZM131 103H133V104H131ZM135 103H137V104H135ZM146 103H147L148 105H147ZM184 104H183V105H184ZM136 105H138V106H136ZM140 105H142V107H141ZM144 105H146V106L143 108ZM187 105H189V106H187ZM190 105H192V106H190ZM186 106H187V107H186ZM137 107H138V108H137ZM128 108H129V107H128ZM131 108H130V109H131ZM226 108H228L230 111L232 110V109H231L232 107H230V106L225 107V109H226ZM132 109H131V110H132ZM144 109H146V110H144ZM174 109H175V108H174ZM228 109L226 110L227 112H229ZM137 110H139V111H137ZM141 110H142V111H141ZM166 110H167V109H166ZM171 110H173V109H171ZM177 110H179V109L177 108ZM192 110H193V111H192ZM136 111H137V112H136ZM145 111H147V113H146ZM164 111H165V110H164ZM173 111H174V110H173ZM198 111H200V110L198 109ZM201 111H202V110H201ZM143 112L146 113V114H144ZM148 112H149V113H148ZM161 112H162V110H161ZM168 112L170 113V111H168ZM168 112H167V114H168ZM174 112H176V110H175ZM174 112H173V113H174ZM177 112H178V111H177ZM177 112H176V113H177ZM188 112L193 113V114H191V116H190V113H188ZM202 112H205V110L202 111ZM223 112H225V111H223ZM135 113H136L137 115H136ZM138 113H139V115H138ZM171 113H172V112H171ZM179 113H180V112H179ZM198 113H199V114H198ZM209 113H210V112H209ZM127 114H128V115H127ZM140 114H141V115H140ZM165 114H166V113H165ZM165 114H164V115H165ZM194 114H195V115L197 114V115H196V117L198 116L197 120L195 119V117H194L195 115H194ZM123 115H124V116H123ZM174 115H175V114H174ZM192 115H193V117H192ZM206 115H208V114H206ZM131 116L134 117V119H133ZM150 116L152 117V115H150ZM161 116H163V115H161ZM189 116H190V118H189ZM119 117H120V116H119ZM143 117H142V119H141V118L139 119V120H142L143 122H142V121L140 122L139 120H138V121H137V120H134V124L132 123V124L135 125V126L138 124L137 127H141V125H142L141 130H139V128H137L138 131H136V129L134 130V131L137 132V133L139 132L140 135H139V134H136L135 132L132 131V129H131V128H133L132 125H131V127L129 126L130 129H131V132H130V129H128V132H127L130 136L126 135V136H128L129 138H131L132 141L136 138L134 141H136L137 143H135L134 141L131 142V139L129 140V139L127 138V139L129 140V141H128V140H126V138H125L126 142H123V143H124V144L122 143L123 145H121V143L117 145V143H118L119 141L116 143L115 141H114V142L109 141V138H107V139L104 138L107 142L111 143V145H109V143H107V142L104 143V142H103V145L106 144L107 147H109V148H110L111 146H113L114 143H116V146H115V144H114L115 147H117V146L119 147V146L121 145V146H122V147L120 146L121 149H124V148L126 147V145L129 144V147L127 146L128 149H127V148L124 149L125 152H126V153L124 152L125 155L127 154L126 157L129 156V158H126V161H125V160H122V158L120 159V155L122 156L123 151H122V153H119V154H118V152H117V150H116V153H117V154L114 153V154H116V155H114V156L111 155V158L113 159V158H115V157L118 155V157H119V158H118L119 161H115V162H113L114 160L110 159V161L112 160V162H110V163L108 164V166H109L110 168H109V167H106L107 169L109 168L108 171H111V173L113 174V175H110L111 178L109 177V174H111V173H109L108 176H107V177H109V178L111 179V181L114 180V179H116V181H118V184H120V182L122 181V179H123L122 182L126 181V184H127V185H124V183H122V185H121L120 187H122V186L124 185L125 187L127 186V188H128V186H129V188H130V187H133L134 189H136V188L139 187V186H140V188L142 187L143 189H144V188H150L151 186H152V188H153V186H154V184H155V181H156V180L153 181L154 183L152 184V182H151L152 179H151V178L153 177V176H152L153 174L151 173V171H152V172H154V171H153V170H149V168L147 169V167H142L143 165H142V166H139V167H140L139 170H140L141 168H145V170H143V171H142V169H141V171H142V172H141V175L138 174V173H139L138 170H137V171H138L137 173L134 172V170H136V169H134V168H136V167H135V165H136V161H137L136 159H138V158H141V159H142V157L144 156V153H143V152L146 151V150L144 151L143 148H144V147H147V144H149V142H148L149 140H146L147 138L144 140L143 138H145V137L148 136V135L150 136V133H152L153 130H154V127H148V126H151V125H148V124H149V123H148V120H149L150 118H149V117H146V118H147V123H145V122H146V118H145V120H143V119H144ZM169 117H171V116L169 115ZM172 117H173V116H172ZM186 117H187V118H186ZM191 117H192V118H191ZM200 117H201V120H200ZM166 118H167V116H166ZM174 118H175L176 121H177V117L175 116ZM80 119H81V118H80ZM132 119H133V120H132ZM168 119H169V118H168ZM175 119H174V120H175ZM191 119H192V120H191ZM206 119H207V118H206ZM76 120H77V121H80L79 119H76ZM172 120H173V119H172ZM174 120H173V121H174ZM194 120H195V121H194ZM204 120H205V119H204ZM223 120H224V118H223ZM227 120H229V119H226V120H225L226 122H225V121H224V122L222 121V122H223L224 124H226V125H229V124H227V122H230V120H233V119H230L229 121H227ZM131 121H130V122H131ZM135 121H136V122H135ZM176 121H175V123H176ZM233 121H234V120H233ZM139 122H140L141 125L139 124ZM149 122H151V121L149 120ZM222 122H221V123H222ZM143 123H144V124H143ZM223 123H222V124H223ZM230 123H232V122H230ZM145 124H146L147 126H146ZM172 124H173V123H172ZM172 124H171V125H172ZM222 124H221V125L219 124V127H217V128H221V129H222V127H221ZM233 124H234V123H233ZM175 125H176V124H174V126H175ZM187 125H188V124H187ZM226 125H225V126L223 125V126L226 128ZM135 126H134V127H135ZM144 126H145V127H144ZM154 126H156V125H154ZM168 126H169V124H168ZM177 126H178V125H177ZM177 126L174 127L175 130H176V129L178 130V128L181 129V127H184V126H181V127H177ZM146 127L149 128V129L151 128V130L147 129ZM164 127L169 131V132L167 131L168 133H170V132H173V133H174V132H177V131H175V130H174V131L171 130V129H172L171 127H173V126H169V129H168L166 126H164ZM164 127H163V128H164ZM224 127H223V128H224ZM227 127H228V126H227ZM135 128H136V127H135ZM152 128H153V129H152ZM156 128H158V126H156ZM159 128H160V127H159ZM159 128H158V130L155 129V131H156V130L159 131ZM174 128H173V129H174ZM188 128H190V126H188ZM217 128H216V129H217ZM225 128H224V129H225ZM133 129H134V128H133ZM161 129H162V128H161ZM180 129H179V131H180ZM182 129H183V128H182ZM186 129H187V126H186V128H185L184 130H186ZM221 129H219V130L217 129V131L213 129V131L216 132V133H218V131H219V133H220V132L223 133L224 131H223V129H222V131H221ZM146 130H147V131H146ZM163 130H165V129H163ZM163 130H162V131H163ZM184 130H183V132H184ZM98 131H100V130H98ZM101 131H102V129H101ZM141 131H143V132H141ZM145 131H146V132H145ZM148 131H149V132H148ZM162 131H161V132H162ZM96 132H97V131H96ZM96 132H95V133H96ZM102 132H103V131H102ZM104 132H106V131L104 130ZM104 132H103V134H104ZM147 132H148V134H146ZM165 132H166V130L164 131V134H165ZM167 132H166V134L169 135ZM98 133H99V132H98ZM130 133H133L134 136H135V134H136V136L139 135V136H138L139 138H138V137H132L133 134L131 135ZM141 133H143L144 136H143V134H141ZM173 133H170V135H169L168 137H167V135H165V136L163 135V136H164V138L166 137V138L169 139V137H173V135L175 134V133H174V134H173ZM177 133L179 134L180 132H177ZM186 133H187V132H186ZM186 133H183V135L186 134ZM100 134H102V133H100ZM103 134H102V135H103ZM145 134H146V135H145ZM171 134H172V135H171ZM97 135H98V136H97ZM102 135H101V136H102ZM176 135H177V134H176ZM176 135H174V136H176ZM183 135H182V136H183ZM247 135H248V134H246V135H244V136L247 138ZM95 136L99 137V134H96ZM126 136H125V137H126ZM177 136H179V135H177ZM180 136H181V134H180ZM244 136H243V137L241 136V137L243 138L242 140H245V139H246ZM142 137H143V138H142ZM239 137H240V136H239ZM241 137H240V140H241ZM133 138H134V139H133ZM137 138H138V139H137ZM140 138H142L143 140H141ZM174 138H175V137H174ZM178 138H179V137H178ZM168 139H167V140H168ZM237 139H238V138H237ZM110 140H112V139H110ZM173 140H174V139H173ZM186 140H187V139H186ZM242 140H241V141H242ZM246 140H248V138H247ZM112 141H113V140H112ZM141 141H143V142L145 141V142H144L145 144H146L147 142H148V143L146 144V146H144V145H142V144H144V143H141ZM146 141H147V142H146ZM168 141H169V140H168ZM168 141H167V142H168ZM129 142H131L132 144L129 143ZM175 142H176V141H175ZM188 142H189V141H188ZM125 143H126V145H125ZM133 143L135 144V147H132V146H134ZM130 144H131V146H130ZM183 144L185 145L186 142H183L182 145H183ZM188 144H189V143H188ZM106 145H105V146H106ZM124 145H125V146H124ZM190 145H191V143H190ZM140 146H141V147H140ZM259 146L262 148V144L259 145ZM80 147H81V146H80ZM115 147H113V148H115ZM118 147H117V149L120 148V147H119V148H118ZM130 147H132V148H130ZM82 148H83L84 150H82V149H80V148H76L77 152H76V150H75V154H76V156L74 155L75 159H77V158L79 159V158H80V157H78V155H79V156H82V154H83V155L86 154V152H87L86 150H88V149H86V148H84V147H82ZM111 148H112V147H111ZM182 148L184 149V148H186V147H182ZM63 149H64V147H63ZM63 149H62V150L60 149L59 151H62V152L64 151V152L66 153V151L63 150ZM85 149H86V150H85ZM131 149H132V150H131ZM138 149H140V150H138ZM258 149H259V148H258ZM119 150H120V149H119ZM119 150H118V151H119ZM129 150H130V151H129ZM138 151H139L140 154H137ZM120 152H121V150H120ZM127 152H128V153H127ZM141 152H142V153H141ZM60 153H61V152H60ZM63 154H64V153H63ZM136 154H137V155H136ZM141 154H143V155L141 156ZM145 154H146V153H145ZM137 156H139V157H137ZM147 156H148V155H147ZM195 156H196V155H195ZM145 157H146V156H145ZM145 157H144V158H145ZM193 158H194V157H193ZM196 158H197V157H196ZM118 159H117V157L115 158V160H118ZM123 159H125V156H123ZM146 159H147V158H146ZM185 159L188 160L187 157H186ZM220 159H221V158H220ZM139 160H140V159H139ZM142 160H143V159H142ZM186 160H185V161H186ZM196 160H197V162H198L199 158H197ZM196 160H195V161H196ZM200 160H201V159H200ZM120 161H122V162L119 163ZM193 161H194V160H193ZM202 161H203V159H202ZM204 161L206 162L205 159H204ZM243 161H244V160H243ZM243 161H241V162H242L241 166H240V163H239L240 161H233V162H235V163L237 162V164L239 163V164H238V165H239L238 167H240V168L243 169V165H244V167H245V165L248 164V162H245V161L243 162ZM116 162H118V163H116ZM197 162H195V163L197 164V166H198L199 169L195 167L196 164H193V166L195 165L194 167H195L196 169H198V171H199L200 169L203 168V169H202L203 172H202V171H201V172L204 173V170L208 168V165H207V168H205V167H203L204 165L202 166V164H204L205 162H204V163H203V162H199V163H197ZM207 162H208V161H207ZM221 162H222V160H221ZM233 162H229V164H228V162H226V163H227V165H229L230 168H231L232 165H230V163L234 165ZM111 163H112V164L114 163V164H113L114 166L111 165ZM201 163H202V164H201ZM215 163H216V162H215ZM244 163H245V164H244ZM115 164H116V165H115ZM119 164H122V165L119 166ZM206 164H209V163H205V165H206ZM212 164L214 165V162H213ZM212 164H209V165H212ZM216 164H219V165H218L219 167H216V170H217V168H220V166H223V165L226 167V165L224 164V162H223L221 165H220V163H216ZM237 164H236V165H237ZM249 164H250V163H249ZM252 164H253V163H252ZM252 164H250L251 166H250V165H248V166L252 167ZM254 164H255V163H254ZM254 164H253L252 169H253L254 167L257 168V170H258V168L261 169L262 165L258 164V165L261 166V167H259V166L257 167V164H255L256 166H254ZM110 165H111V166H110ZM61 166L64 167V166H66V164H64V166H63V164H62ZM112 166H113L114 168H113ZM136 166H137V165H136ZM144 166H146V165H144ZM216 166H217V165H216ZM246 166H247V165H246ZM115 167H116V168L118 167V169H120L121 171L123 170V167H125V169L123 170V171L125 172V174H123V173H124L123 171L120 172V171L118 170V171H119V172H118V171L116 170ZM120 167H121V168H120ZM137 167H138V166H137ZM201 167H202V168H201ZM213 167H215V166H213ZM225 167H223L222 169H224ZM227 167H228V166H227ZM233 167L237 168V166H235V165H234ZM204 168H205V169H204ZM240 168H239V169H240ZM245 168H247V167H245ZM245 168H244V169H245ZM263 168H264V167H263ZM111 169H112V170L115 169V170H113V171H115L116 173L114 174V173L112 172ZM137 169H138V168H137ZM150 169H151V168H150ZM209 169H210V168H209ZM214 169H215V168H214ZM233 169H234V168H233ZM260 169H259V170H260ZM216 170H214V172H213V175L216 174L215 177H216L217 175H218V176L220 175V174H217L218 172L215 173ZM220 170H221V168H220ZM147 171H148V172H147ZM217 171H219V169H218ZM99 172H100V173H99ZM133 172L135 173L134 176H133ZM143 172H144V173L146 172L145 174H146V177L148 176L147 178L145 177V175H144V176L142 175ZM117 173H118L119 175H121V173H122L121 177H120L119 175H117ZM148 173H149V174H148ZM150 173H151V174H150ZM154 173H155V172H154ZM202 173H201V174H202ZM205 173H207V172H205ZM88 174H90L91 176L89 177ZM88 174H87V175H86V174L83 175V179L86 180V179H89V178H91V177L93 176L94 178H93V177H92V178H93V180H95L96 178L98 179L99 177H102V176H103V172H102L101 170H99L98 173L95 171V172L93 173V175H92L91 173H88ZM97 174H98L99 176H98ZM100 174H102V175L100 176ZM137 174H138V175H137ZM96 175H97V176H96ZM114 175H116L117 177L115 176V177H113V178H114V179H113L112 176H114ZM123 175H126V176H123ZM130 175H131V176H130ZM135 175H137V176L135 177ZM149 175L152 176V177L149 178V177H150ZM154 175H156V174H154ZM84 176H85V177H84ZM118 176H119V177H118ZM140 176H143V177H140ZM171 176H172V175L170 174V177H171ZM202 176H203V177H204V176L206 177V174H205V175L202 174ZM209 176H210L211 180H209L210 178L208 177V174H207V177H208V178L206 177V178H203V179H204L205 182H206V181H211V182H212V180L214 179L212 183H211V182H208L209 184H213L214 181L217 179V177H216V179L214 178V176H213V178H212V177H211L212 174L209 175ZM86 177H87V178H86ZM124 177H125V179H124ZM126 177H127V178H126ZM128 177L131 178V179L134 177V179H132V180L134 181V183H135L134 186H135L136 184H139V185H136L135 187H134L133 185H131L132 180H131V179L128 180V179H129ZM139 177H140L141 179L145 177L146 180L144 179V181H142L143 179H142V180H141V179H138ZM155 177H156V176H154V178H155ZM117 178H118V179H117ZM119 178H121V179H119ZM110 179H109V180H110ZM136 179H137V180H140V182L137 181ZM206 179H208V180H206ZM10 180H11V179H10ZM153 180H154V179H153ZM6 181H7V183H5V185L3 184V186H6V184L9 185L8 183H10V182L14 183V181H10V182H8V178H7ZM119 181H120V182H119ZM112 182H113V181H112ZM145 182H146V183H145ZM12 183H10V185H11ZM128 183H130V184H128ZM14 184H15V183H14ZM113 184H115V180H114ZM132 184H133V182H132ZM150 184H152V185H150ZM215 184H216V185H215ZM262 184H263V183H262ZM262 184H257V185L255 184V185H256V186L260 185L261 187L263 186V187H262L263 189H261L259 186H258V187H259V189H261L262 191H264V185H262ZM10 185H9V186H10ZM12 185H13V184H12ZM17 185H19V184H17ZM17 185H16V186H17ZM130 185H131V186H130ZM144 185H145L146 187H145ZM246 185H247V188H248V189L246 188L247 190H244V189H245V186H244V187L242 186L243 188L240 187V188L243 189V191H246V192H240L241 189L238 191V190H237L238 187H236V189H234V187H231V188H230V191H228V192H231L232 195H233V197L231 196V197L229 198L230 195H228V194H227V196H228V199H231V201H232V199H233V201H234L235 199H237V201H238L239 196H240V199H241V195H242L243 193H244V194H247V191H249V193H248L249 195L247 194V195H242V196H244L245 198H247V196H248L246 202L250 201V203H249V204H250V209H249V205H248V204L246 205L247 207H246V206L243 207V206H244V205H243L242 208H244V209H245V208H246V209L248 208V210H249L250 212H252L253 214H251L249 211H245L246 209H245V210L243 209V212H244V211H245L246 213L249 212V214H251L252 216L255 215L254 213H257V215L253 217V219H254V218L257 217V216H260V212L264 214V210L262 211V210L260 209L261 207L258 208V206H262V209H263V207H264V201L262 200V201H263V202H262L261 200H260V201L250 200V196H252L251 198H253V195H252V194L255 195V193H256L257 191H256L255 193H254V192L252 193V190L250 191V189L253 187L254 183L252 184V182H251L250 184L248 183V184H246ZM249 185H250V186L252 185L251 188L249 187ZM255 185H254V186H255ZM3 186L0 187V191H1V189L3 190ZM16 186L14 185V187H16ZM148 186H149V187H148ZM184 186H185V188H187V190H188V187H189V186L186 187V184H185ZM256 186H255L254 188L258 189ZM11 187L13 188V186H11ZM11 187H10V188H11ZM120 187H119V188H120ZM212 187H213V188H211V189H214V188L219 187V186H217V181H215L214 186H212ZM7 188H9V187H6V189H7ZM16 188H19V186H17ZM16 188H14V189H16ZM117 188H118V186H117ZM117 188H116L115 190H116V191H120V190H117ZM119 188H118V189H119ZM152 188H150V189L152 190ZM219 188H220V187H219ZM219 188L214 189V190H216V192H215L214 190H212V191L215 192V193L213 192V193H214V194H213L212 191H211V189H210V186H209L208 189H210L211 194H210V191H209V190H208L209 193H208V192H207V193H208L209 195H211V196H212V194H213V197H218V198H219V196H216V193L220 191V192H221V193L219 192V193L221 194V195H220V198H221V199H225V198H226L225 200H227V197H225V196H226V195H225V193H226L225 191H226V190H223L225 193L223 192V193H224V196H223L224 198H222V191H221ZM232 188L234 189L233 191H231ZM249 188H250V189H249ZM254 188H253V189H254ZM4 189H5V187H4ZM130 189H131V188H130ZM181 189H182V188H181ZM189 189H190V188H189ZM259 189H258V191L261 192V190H259ZM131 190H133V189H131ZM182 190H184V192L180 190L181 192H179V195H181V196H179V197H181L182 200L188 198V199H187V202H190V203H191V199H189V197L186 196L189 192L187 191V192H188V193H187V192H186V189H184V187H183ZM218 190H219V191H218ZM6 191H7V190H6ZM6 191H5V193H6ZM96 191H97V190H95L94 193H95ZM254 191H255V189H254ZM2 192H3V191H2ZM182 192H183V193H182ZM203 192H205V195H207V193H206L205 190H203ZM233 192H235V193H233ZM91 193L94 194L93 191H92ZM130 193H132V192H130ZM150 193H152V192H150ZM231 193H230V194H231ZM236 193H237V194H236ZM238 193H239V195H238ZM257 193H258V192H257ZM257 193H256V194H257ZM262 193H263V192H262ZM7 194H8V193H7ZM30 194H31V193H30ZM32 194H33V192H32ZM95 194H96V193H95ZM95 194H94V195H95ZM183 194H184L185 196H184ZM217 194H218V193H217ZM234 194H236V195L234 196ZM250 194H251V195H250ZM27 195H28V194H27ZM27 195H26V196H27ZM153 195H154V194H153ZM153 195H150L149 198H147V196L144 197V198H145V199H144V202H147V204H149V202H150V200H151L150 204H152V203H153V199H154V198H153V197H154ZM26 196H25V197H26ZM34 196H35V194H34ZM126 196H127L128 198H127ZM129 196H130V195H129ZM129 196H128V194L125 195V197L127 198V199L125 200V202H127V201L130 199V200L127 202V203H129V205H127L128 207H125L126 205H124L125 209H123L124 207L122 208V205H121V208H122V210H123V211L121 210L122 213L125 211V213H124V217H125V218H126L127 216H128L129 218H132V216H133L135 213H138V212H136V211H139L138 208H136L137 210L135 209V207H136V206H135V205H136V202H135V201H136V200L138 201L139 198L136 197V199H133V198H132L133 194H132V196H130V198H129ZM151 196H153V197H151ZM237 196H238V197H237ZM25 197H24V198H25ZM28 197H29V196H28ZM28 197H26V198H28ZM96 197H97V194H96ZM134 197H135V194H134ZM179 197H178V198H179ZM213 197H211V199H212ZM244 197H243L241 200H243ZM24 198H23V199H24ZM26 198H25V199H26ZM31 198H32V197H31ZM34 198H35V197H34ZM34 198H33V199H34ZM36 198H38V197H36ZM137 198H138V199H137ZM151 198H153V199H151ZM218 198H216L215 200H217ZM220 198H219V199H220ZM23 199H22V200H23ZM28 199H29V198H28ZM33 199H31V200L33 201ZM131 199H132V201H133V200H135V201L132 202ZM149 199H150V200H149ZM31 200H29V202H32ZM37 200H39V198H38V199H34L33 202L35 203V201H36L35 204H38V203H37V202H38ZM145 200H146V201H145ZM179 200H180V198H179ZM26 201H27V200H26ZM148 201H149V202H148ZM231 201H230V202H231ZM235 201H236V200H235ZM244 201H245V200H244ZM131 202H132L134 205L131 204ZM134 202H135V203H134ZM184 202H186V201H184ZM25 203H26V202H25ZM39 203H40V201H39ZM251 204H254V206L257 205L256 208L259 209V210L255 209V207L253 208V205H251ZM132 205H133L134 207H131ZM143 205H144V204H143ZM143 205H142V206L139 205V206H140V209H142V207L146 206V204H145L144 206H143ZM40 206H41V205L39 204V207H38L39 209H43V208H44V206H43V208H40ZM129 206H130V207H129ZM229 206H230V205L225 206V207H222L221 210H222L223 213L221 214V212H220V216L224 217L225 219H223V218L220 217V216H219V217L217 216L216 221H217V220L221 221L222 219H223V221H225V220H227V219H229V220L231 221V220H233L232 218H235L237 221L234 220L235 223L231 221V223L228 224V223H229V222H228L229 220H227V221H225L226 226H224V227H222V228H218L219 231L216 230V232L218 231L216 234H218L217 236H219V238H220V239H219V240H220V243L216 244L217 246H214V250H215V248H216L215 251H211V252L206 251L205 253H207V252H208V253H207V254L204 253V254H205V255H203L204 258H202V256H201V259H204V262H206V261L208 260V258H209V257L211 258V256H212V259L209 260V261H211V262L209 263V262L207 261V262H206L207 264H230L231 261H232L234 264H237V263H238V264H240V263H242V264H264V256H263V255H264V253H263L264 251H262V250H264V244H263V243H264V219H263V220L260 219V220H261V221H260V220H259V217H258V219L255 218V222H256V219L260 221V224H259L258 222H256V224H255L254 221H253V222H254V223H253V222H251V221L249 220V217H251V216H249L248 214H247V215H248L249 217H247V218L243 217L242 209H241V208H238L239 206H237V204H236L237 207L231 205V208H234V207H235L236 209H235V208H234V209H230ZM97 207H98V206H97ZM97 207H93V210H94V208H97ZM227 207H229V208H227ZM251 207H252V209H253L254 211L251 210ZM33 208H34V205H33ZM35 208H37V206H35ZM115 208H116V207H114V209H115ZM121 208H120V209H121ZM126 208H129L130 210L127 209V210H128V211H127ZM132 208L135 209V211H132ZM220 208H221V207H220ZM220 208H219V209H220ZM98 209H99V207L97 208V210H98ZM112 209H113V208H112ZM112 209H111L110 211H113ZM216 209H218V206H216ZM36 210H37V209H36ZM77 210H78V209H77ZM77 210H76V211H77ZM97 210H96L97 213H95V215H99V214H100ZM118 210H119V209H118ZM221 210H220V211H221ZM224 210H225V211H224ZM255 210H257V211H255ZM260 210H261V211H260ZM73 211H74V213H75V209H74ZM126 211H127V213L130 212L131 214L129 213V215H128V214L126 213ZM177 211H179V212H177ZM193 211H196V209H193ZM218 211H219V210H218ZM239 211H241V213H239ZM114 212H115V215H116V216H120V217L122 216V213H121V212H120L121 215H118V214H120V213L116 214L117 210H114ZM118 212H119V211H118ZM132 212H135V213L132 214ZM176 212L179 213V214H181L182 211H181V209H179V210L176 209ZM69 213H70V212H69ZM69 213H68V214H69ZM74 213L69 214V215L71 216V215H73ZM111 213H112V216H113V215H114L113 212H111ZM111 213H110V215H111ZM258 213H259V214H258ZM68 214H66V215H68ZM138 214L141 215V214H143V212H142V213H138ZM156 214L160 216V220H159V221H161V216H162L161 211L159 210V214H158L157 211H156ZM156 214H155V216L158 217ZM160 214H161V215H160ZM182 214H183V213H182ZM239 214H242V215H239ZM263 214H262V217L260 216L261 218H264ZM130 215H132V216L130 217ZM231 215H232V218H229V216L231 217ZM155 216H154V218H155ZM233 216H235V217H233ZM236 216L238 217V219L236 218ZM239 216H242V217H239ZM128 217H127V218H128ZM129 218H128V219H123V221H125V220H126V221H128V220L130 221ZM118 219H120V218H118ZM158 219H159V217H158V218L156 219V221H155V222L157 223V225L160 223L159 221H157ZM239 219H243V221H242V220H239ZM246 219H247L249 222H247ZM250 219H251V218H250ZM131 220H132V219H131ZM244 220H245L246 223H248V224H246L248 227L245 225V223H244V225L242 224V223L244 222ZM120 221H121V220H120ZM129 221H128V223H129L128 226L131 228V225H130V224H133V223H132V222L130 223ZM241 221H242V222H241ZM155 222H154V223H155ZM236 222H237V223L239 222V223H241V224H239V223L236 224ZM261 222H263V223H261ZM43 223H44V222H41V225H42ZM124 223H126V222H124ZM161 223H162V222H161ZM161 223H160V225L162 226L163 224H161ZM225 223H224V224H225ZM252 223H253L254 225H253ZM227 224L229 225L228 228H231L234 224L238 225L237 227H240V226L242 227V229L240 228L241 230H239V228H235L234 226H236V225H234L233 228H232V229L235 228V230L237 229L236 231L239 230L240 233L242 234V235H241V234H238L239 236L237 235V236H238V237H237V239H238L237 241H234V240H236V238H235V239L233 238V237H236V233H234L235 236L232 237L233 239H232V238H231L232 240L230 239V236H231V234H229V233H230V230H229V232H228V228H226L227 230L225 229V227H227ZM249 224H250V225H249ZM251 224L254 226V229H251V228H250ZM44 225H46V224H44ZM157 225H156V224H155V225L153 224V227H152V229H151V230L154 232V233H153L154 235L156 234V232H157L156 235H158V232H159V231H156V232H155V230L153 229V228H155L154 226H157ZM230 225H232V226L230 227ZM245 226H246V227H245ZM255 226H256V227H255ZM129 227H128V228L126 227V228L128 229V230H127V229L125 230V231H127L126 233H125V231L123 230L124 233L126 234V236L129 234V239H127V237H125V238L122 237V238H123V242H122V243L119 242V241H122V239H121V240L119 239L118 242H117V245L119 244V245L122 246V247L124 246L122 249H124L125 247H127V249H128V251H127L126 248H125L126 251H123V250L121 251V254H120V255H121L122 257H125L126 254H127V255H129V254L131 255V253H132V256L135 254V252H134V254H133V252L130 253V251H131L132 249L129 250V249H130L129 247L131 246V245H129V244H130V241L132 240V239H131V237H132L131 234H132V233H128V231H129ZM133 227L135 228V226H133ZM133 227H132V231H133ZM157 227L159 228V226H157ZM190 227H191V226H190ZM251 227H252V226H251ZM59 228H60V227H59ZM192 228H194V230H193ZM207 228H208V227H207ZM207 228L205 229V231H207V232L204 231V233H209V232L211 233V231L214 230V229L212 230V228L210 229V227H209V229H207ZM252 228H253V227H252ZM255 228H256V230H255ZM259 228H260V230H263V231H259V230H258ZM155 229H156V228H155ZM160 229H162V228L160 227ZM191 229H192L193 231H195V233L198 232V231H196L195 227H191ZM247 229H248V230H247ZM158 230H159V229H158ZM162 230H163V229H162ZM192 230H190V228L187 227L184 231H185V232H186V231H187V232L189 231V232H192V233H193ZM199 230H200V229H199ZM242 230H243V231L245 230V232L242 233V232H243ZM135 231H136V230H135ZM232 231H233V230H232ZM239 231H238V233H239ZM129 232H131V230H130ZM189 232H188V234L190 235V237H193L192 234H190ZM134 233H135V232H134ZM125 234H124V236H125ZM186 234H187V233H186ZM188 234H187V236H188ZM228 234H229V236H228ZM190 237L188 236L187 240H186V237H185L184 240H183V243H182L181 245H182V247L184 246V247L187 249V247H186L187 244H185V243H188V245H189V244L192 242V243H191L192 246H188V247H189V248L191 247L190 250L193 251V249H194V248H193V246H194V244H193V243H194V240L192 239L193 241H191V240H190V239H191ZM225 237H226V238H225ZM64 238H65V237H64ZM223 238H224L225 240H227V241H225ZM227 238H229L230 240L227 239ZM62 239H63V238H62ZM124 239H125V241L127 240L129 243L126 241V243L123 245V243L125 242ZM221 239H223V240H221ZM63 240H64V239H63ZM185 240H186V242H184ZM195 240H196V239H195ZM65 241H66V240H65ZM190 241H191V242H190ZM229 241H230V242H229ZM233 241H234V242H233ZM226 242H229V243H227L228 245H226ZM238 242H239V243H238ZM58 243H59V242H57V244H58ZM65 243H66V242H65ZM65 243H64V241H63L62 244H61V242L59 243V244H61L62 246L64 245L65 247H64V246L62 247V246L60 245L58 248H57L56 246H55V248H53V246H52V249H51V250L53 251V250L58 249L59 251L56 250L57 253H59V252L62 253V251H65V250H66V249H65L66 247H67V250H69L68 248L70 247V245H68V241H67V245H66ZM231 243H232L233 245H232ZM234 243H236V245H235ZM54 244H55V243H54ZM126 244H127L129 247H128ZM131 244H132V242H131ZM191 244H190V245H191ZM219 244H220V245H219ZM117 245H116V246H117ZM157 245H158V244H157ZM157 245H156V243H155V244H152V246L150 245L151 247L148 246V248L150 249L149 252L151 251L152 253H156V252H158L159 249H160V252H162V253L164 254L163 251H165L166 249H169V248H167L168 246H165V247H164L165 249L162 250L163 246L160 245L161 248H160V247L158 248L159 245H158V246H157ZM181 245H180L179 247H181ZM221 245H222V246H225L224 248H226V249L224 250V248H223ZM229 245H232V246H229ZM237 245H238V246H237ZM241 245H242V246H241ZM233 246H234V248L236 247L235 249H238V250H237V251H234L235 249L233 248ZM132 247H133V246H132ZM132 247H131V248H132ZM184 247H183V250H182L183 252L180 251L181 248H179V252H182V256H180L181 254L178 255V256L182 257V259L184 258V259H183V262H184V263L181 261L182 259L179 260L180 258L177 257V258H178V260L176 259V261H178V262H176L177 264H186V261H187V260H185V259H186L187 256H188V258H187V259H188V262H187V263L190 264V263L192 262L191 258H192V257L194 258V253H193L192 251L189 250L190 253H191V252L193 253V254L191 253L192 256L189 257L188 254H190V253H189L187 250L184 251V250H185ZM194 247H195V246H194ZM227 247H228V249H227ZM59 248H60V249H59ZM189 248H188V249H189ZM192 248H193V249H192ZM217 248H219V249L222 248L221 250H223V251H220V250L217 249ZM229 248H230V249L232 248L233 250L231 249L232 251H231V250L228 251ZM133 249H135V248L133 247ZM241 249H242V251H241ZM61 250H62V251H61ZM161 250H162V251H161ZM217 250H218V251H217ZM52 251H51V252H52ZM132 251H135V250H132ZM166 251H167V250H166ZM166 251H165V252H166ZM216 251H217V253H216ZM225 251H227L228 253L230 252V254L227 255V254H226L227 252L225 253ZM233 251L236 252V253H238V252L240 253V254L238 253L239 255L237 254L238 257H234V255H231V254L233 253ZM261 251H262L263 255H260V254H261ZM53 252H54V253H53L54 257H53V258L51 257L52 259H54V258L56 257L55 255H57V253H55V251H53ZM128 252H129V254H128ZM151 252H150V253H151ZM185 252H186V253H185ZM220 252H223V253H220ZM259 252H260V254H259ZM67 253H68V251H67ZM166 253H167V252H166ZM209 253H211V254H209ZM213 253H214V254H213ZM122 254L125 255V256H123ZM208 254H209V256H206V255H208ZM233 254H234V253H233ZM53 255H52V256H53ZM130 255H129V257H131ZM152 255H153V254H151V256H152ZM156 255H157V253H156ZM156 255H155V256L153 255L152 257H153L154 259H156V258L158 257V256L156 257ZM210 255H211V256H210ZM259 255H260V256H259ZM57 256H59V255H57ZM164 256H165V258H167V257H166V254H164ZM261 256H262L263 258H261ZM60 257H61V259H62V258L64 259V258H66V257H68V256H67L66 254H63L62 256H59V257H57V258H55V259L57 260V259L60 258ZM126 257H127V256H126ZM129 257H128V260H130ZM152 257H151L150 259H147V260H149V261H148V262H149L148 264H153L154 262H156V264H158V262H160L159 264H162L161 261L153 260ZM155 257H156V258H155ZM244 257H246L247 259L244 258ZM131 258H132V257H131ZM158 258H159V257H158ZM234 258H235V259H234ZM236 258H237L238 260H237ZM42 259H44V258H42ZM45 259H46V258H45ZM45 259H44V260H41V258H40V264H46V262H48V261L45 262ZM52 259H48V258H47V260H50V262H48L47 264H50ZM55 259L52 260V261L55 262V261H56ZM68 259H69V257H68L66 260H68ZM151 259H152V260H151ZM159 259H160V258H159ZM159 259H158V260H159ZM167 259H168V258H167ZM167 259H165V260H167ZM244 259H245V260H244ZM147 260H146V261H147ZM150 260H151V261H150ZM168 260H169V259H168ZM168 260H167V261H168ZM184 260H185V261H184ZM205 260H206V261H205ZM233 260H234V261H233ZM43 261H44V262H43ZM146 261H145V262H146ZM179 261H180V263H179ZM202 261H203V260H202ZM202 261H200V262L202 263ZM229 261H230V262H229ZM235 261H236L237 263H235ZM241 261H242V262H241ZM243 261H244V262H243ZM129 262H131V260H130ZM145 262H143V263L145 264ZM189 262H190V263H189ZM194 262H196L195 264H199V263H197V261H194ZM194 262H193V263H194ZM204 262H203L202 264H205ZM143 263H142V264H143ZM166 263H167V262H166ZM166 263L163 262V264H166ZM193 263H191V264H193ZM201 263H200V264H201ZM51 264H52V263H51ZM53 264H55V263H53ZM135 264H136V263H135ZM138 264H139V262H138ZM146 264H147V262H146ZM154 264H155V263H154ZM231 264H232V263H231Z\"/></svg>",
    "mask_w": 264,
    "mask_h": 264
}]
</instances>
